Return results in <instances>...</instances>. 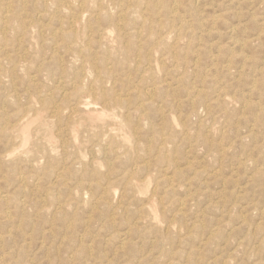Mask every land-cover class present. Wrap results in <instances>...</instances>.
I'll list each match as a JSON object with an SVG mask.
<instances>
[{"label": "rangeland", "instance_id": "rangeland-1", "mask_svg": "<svg viewBox=\"0 0 264 264\" xmlns=\"http://www.w3.org/2000/svg\"><path fill=\"white\" fill-rule=\"evenodd\" d=\"M9 1L10 0H0V3H1L0 4L1 5L0 6V45H2V46H0L1 47L0 48V54H3V55H0L1 56L0 59H2V60H0L1 61L0 62L1 63L0 64L1 65L0 66V72H1L0 74H2V75H0V78H1L0 79L1 83L0 84L2 85V86L0 85L2 87V88H0V93H1L0 94V109H2L0 111V122H1L0 123L1 124L0 125V157L5 154L0 159L1 160L0 161V187L2 188V190L0 188V194H1L0 197L2 198V199H0V214H1L0 215V243H1L0 244V252H2L0 254V261H1L0 264H8V263L9 264H15V263L18 262V260L20 261V262H18V264H21V263L22 264H47V263L49 264V262L51 260H52V263L50 262V264H56V263L58 264L59 262H60L59 264H61L62 262H63L62 264H69V263L72 264L73 262H74L73 264H86L85 262H87V264H93L94 262H95L94 264H99V263L100 264H110V263L114 264V262L116 264H120L121 262H122L121 264H129V263L131 264L134 261V259H137V258H138V261L135 260L136 262L134 261L132 264H143V263L146 264L147 262L149 264H152V263L153 264L154 263L155 264H162V263L163 264H167V262H170L168 264H187V263H189V264H192V263H194V264H206V263L207 264L208 263L209 264H258V263L259 264H264V124H263L264 123V120H263L264 119V76H263V74H264V70H263L264 69V60H263L264 59V56H263V54H264V44H263L264 43V37H263L264 36V32H263L264 31V0H162L163 2H161L160 0H144L143 2H137L136 0H124V1L123 0H112V1L111 0H106V1L104 0V2H103V0H98V1L97 0H93V1L92 0H73V1L72 0H67V1H65V0H32V3L30 2L31 0L30 1L29 0H26V1L25 0H15V1L12 0L10 2ZM22 1H23V3H21ZM62 1H64V3ZM95 1H97V2H95ZM173 1H174L175 4L172 3ZM7 2H9V3H7ZM61 2H62V4H61ZM146 2L148 4H146ZM67 3H69V4H67ZM91 3L93 4V6L95 8H92L93 6L91 5ZM65 4H66V6H69L68 7L69 9L65 6ZM106 4H108V5H106ZM112 4H114V5H112ZM53 5H55V6H53ZM79 5H80V7H79ZM50 6H52L53 9ZM109 6H111V7H109ZM6 7H7V9H6ZM24 7L26 9H24ZM81 8H82V10H81ZM96 8H97V10H95ZM115 8H116V10H115ZM22 9H24L25 11L22 10ZM48 9H49V11L52 10V13H51V11L49 12ZM60 9L61 10L63 9L62 10L63 12L60 11ZM5 10L7 11V13L5 12ZM136 10H137V13H136ZM89 11H91V12H89ZM56 12H57V14H56ZM95 12H96V15H95ZM108 12H110L111 15L108 14ZM141 12H142V15H141ZM174 12H176V13L174 14ZM120 13H122V14H120ZM124 13H125V15H124ZM127 13L128 14L131 13V14L127 15ZM1 14H2V16H1ZM38 14H39V16H37ZM40 14H41V20H39L40 19ZM53 14H54V16H53ZM77 14H79V15H77ZM104 14H107V15H104ZM123 15H124V17H123ZM25 16H27V17H25ZM102 16H104V20H103ZM119 16L122 17V18H120ZM130 16H132V17H130ZM141 17H142V19H141ZM181 17H182V19H181ZM82 18L83 19L85 18V19L83 20ZM112 18H114V19L112 20ZM128 18H130V19H128ZM137 18H139V19H137ZM30 19L32 21H30ZM60 19H61V21H59ZM95 19H97V21H99V22H96ZM124 19H126V20H124ZM136 19H137L138 22L136 21ZM102 20L104 22H102ZM150 20H151V22H150ZM12 21H13V23H11ZM156 21H158L160 23H157ZM32 22H33V24L35 23V25H33ZM47 22H49V23H47ZM77 22H78V24H77ZM133 22H134L135 25L133 24ZM145 22H146V24H145ZM55 23H56V25H55ZM79 23H80V25H79ZM99 23L102 24V26L101 25L99 26ZM48 24H49V26H48ZM106 24L110 25V26H106ZM10 25H11V29L9 28ZM88 25H90L91 27L88 26ZM6 26H7V29H6ZM37 27H38V29H37ZM59 27H61V29ZM104 27L107 28L108 30L105 29ZM111 27L114 28V29H112ZM16 28H18L17 29L18 31L15 30ZM43 28H45V29L43 30ZM103 29H105L107 31L105 32V30H103ZM136 29H139V31L136 30ZM143 29H145L146 33L143 31ZM149 29H151V30H149ZM32 30H33V32H32ZM74 30H76V31H74ZM78 30H79V32H77ZM48 31H49V34H48ZM73 31L75 33H77V37L72 39V38H70L68 36H69V33L70 32L72 33ZM81 31L84 32V33H82ZM108 31L110 32V35H108L109 34ZM129 31L133 32V33H130ZM169 31H171V32H169ZM102 32H103V34H101ZM126 32H127V34H126L127 36H125ZM139 32H140V35L142 34V36L139 35ZM148 32L149 33L151 32L152 34H149ZM177 32L179 34H177ZM88 33L89 34L92 33V36L89 35ZM106 33H107V35L104 36V34H106ZM15 34H17V35H15ZM24 34H26L28 37L30 36L34 41H32L30 37L28 38L27 36H24ZM42 34H44V35H42ZM52 34H54V36ZM55 34H56V36H55ZM41 35L43 36V38L45 37L44 39L42 38V40H41V37H42ZM82 35H83V37H82ZM87 35L89 37H87ZM99 35H102V36H99ZM152 35H154V36H152ZM178 35H179V37H177ZM36 36H38V37H36ZM46 36H48V37H46ZM138 36H140V37H138ZM6 37H8V43L5 44L4 41L7 42V40H6L7 38ZM50 37L51 38L53 37V38L51 39ZM78 37H80V38L78 39ZM94 37H96V39ZM185 37H187V38H185ZM256 37H258V38L256 39ZM18 38H20V39H18ZM48 38H50V39L48 40ZM171 38H172V41H170ZM175 38H177L178 40L175 39ZM21 39H24V40H21ZM136 39L138 40L137 42L135 41ZM151 39H153V40H151ZM54 40H55V42H54ZM62 40H63V42H62ZM179 40H180V42H177ZM197 40H198V42H197ZM200 40L202 42H200ZM14 41L17 44L14 43ZM118 41H120L121 44L118 43ZM156 41H158L159 44ZM245 41H246V43H245ZM10 42L13 44L14 48H13V46H11ZM147 42L149 44L150 43L151 44L148 46V45H146V44H148ZM160 42L163 43V44H161ZM189 42L191 44H189ZM19 43L21 44V46L17 47V46L20 45ZM46 43H48V44H46ZM81 43L83 44V47H82ZM167 43H168V45H167ZM200 43H202V44H200ZM247 43H248V45H247ZM33 44H35L36 46L38 45V46L36 47ZM40 44H42V45H40ZM100 44H102V47H101ZM125 44H127V46ZM144 44L146 46L145 48H143ZM175 44H177V45H175ZM57 45H58V47H57ZM75 46L79 47V48L77 49ZM131 46H132V49L129 48ZM181 46L184 47V48H182ZM205 46H207V47H205ZM241 46L242 47L245 46V47L242 48ZM103 47L106 48V49H104ZM126 47H127V49H126ZM121 48H123V49H121ZM149 48H150V50H149ZM179 48H180V50H179ZM217 48L219 49V51H218ZM41 49H44V50H41ZM119 49H121V50H119ZM164 49H166V50L164 51ZM3 50H4V52H3ZM18 50L21 51V52L19 53ZM53 50H55V51H53ZM122 50H124V51H122ZM126 50H127V52H126ZM209 50H210V52H209ZM7 51L9 53V55L6 54ZM9 51H11V53ZM23 51H25V53ZM70 51H72V52H70ZM86 51H87V53H85ZM108 51H109V53H107ZM180 51H181L182 54L180 53ZM27 52L30 53V54L27 55ZM52 52H53V54H52ZM102 52H103V54H102ZM122 52H124V53H122ZM173 52H175V53L173 54ZM177 52L180 53V54H178V56H177ZM89 53H90V55H89ZM132 53H133L134 56L131 55ZM140 53H142L143 56L140 55ZM149 53H150V55H149ZM80 54H81V56L83 58L80 56ZM117 54H119L120 56L119 55L117 56ZM146 54H147V56H146ZM199 54H200V56H198ZM11 55L13 57H11ZM17 55H18V57H17ZM20 55H21V57H19ZM29 55H30V58H29ZM34 55H36V56H34ZM38 55H39V57H38ZM179 55H181L180 58H179ZM26 56H27L28 59L26 58V60H25ZM79 56L81 58H79ZM109 56H110V58H109ZM124 56H125L126 59L124 58ZM132 56H133V58H132ZM51 57H52V59H51ZM54 57H55V59H53ZM59 57H60V61L58 59ZM72 57H74V58H72ZM163 57L165 59H163ZM185 57H186V59L184 60ZM8 58H9L10 61L8 60ZM12 58H14V60ZM41 58H42V60H40ZM117 58H119V59H117ZM140 58H141L142 61L140 60ZM146 58H147V60H146ZM17 59H18V62H17ZM81 59H83V60H81ZM100 59L102 60L101 63H99ZM104 59H105V61L103 62ZM110 59H113V60H110ZM151 59L152 60L154 59L153 60L154 63H153V61ZM159 59H160V62L158 61ZM187 59H189V60H187ZM210 59H211V61H210ZM94 60L96 62H98V64L95 63ZM143 60H144L145 63H142ZM148 60H150V61H148ZM47 61H49V62H47ZM110 61H111V64L109 63ZM147 61L149 62V64H148ZM255 61H256V63L258 65L255 64ZM28 62H29V65H28ZM83 62H85V63H83ZM49 63H50V66H49ZM116 63H118V64H116ZM138 63H139V66H138ZM140 63H141V65H140ZM155 63H157V64H155ZM160 63H162V64H160ZM32 64H34L35 66L32 65ZM42 64H43V66H42ZM53 64H54V66H53ZM71 64H73V65H71ZM99 64H101L102 67L100 66V68H99ZM126 64L128 66H130V68ZM151 64H153V65H151ZM60 65H61V67H60ZM83 65H84V67H82ZM95 65H96V67H95ZM135 65H137L138 67L137 66L135 67ZM163 65H164V67H163ZM214 65H216L215 68H214ZM29 66H31V68ZM41 66H42V68L40 70ZM69 66L71 68V71L73 70L72 72L69 70L70 69ZM110 66L111 67L115 66L114 67L115 69L113 67L111 68ZM47 67H48L49 71L47 70ZM92 67H93V69H92ZM103 67H104V69H103ZM134 67L136 68V70H135ZM149 67L151 68L152 71L148 70V69H150ZM1 68L4 71L1 70ZM105 68H108L109 70L112 69V70L110 72L108 69H105ZM118 68H119V70H118ZM146 68H147V70H146ZM175 68L178 71L175 70ZM209 68H210V70H209ZM227 68H228V70H227ZM19 69H21V70H19ZM25 69H26V71H25ZM55 69H57V70L55 71ZM90 69L92 71H90ZM211 69H213V70H211ZM27 70H29L28 74H27ZM61 70H62V72H61ZM67 70L69 72H67ZM96 70H97V72H95ZM105 70H108V71L106 72ZM131 70H132V72H131ZM160 70H161V72H160ZM14 71H15V73H14ZM46 71H48V72H46ZM80 71H82V73ZM117 71H118V73H117ZM120 71H121L122 74L120 73ZM143 71H144V73H143ZM172 71H173V73H172ZM19 72H20V74H19ZM74 72H75L76 75L74 74ZM130 72L132 73V75H131ZM153 72H155V73H153ZM3 73H4V75H3ZM10 73L11 74L13 73V74L11 75ZM39 73H41V74H39ZM50 73H51V76H50ZM62 73H63V75H62ZM102 73H103V75H101ZM128 73H129V75H128ZM137 73H138V76L136 75ZM167 73H168V75H167ZM225 73H227V74H225ZM26 74H27V76H26ZM96 74L98 76H96ZM119 74L121 76H119ZM149 74H151V75H149ZM21 75H23V76H21ZM104 75L107 78L103 77ZM261 75L263 76V78H262ZM49 76H50V78H49ZM148 76H149V78H148ZM150 76H152L153 79H151ZM68 77H70L69 78L70 81H69V79H67ZM102 77L105 78V79H103ZM168 77H170V78H168ZM202 77H203V79H202ZM82 78H84V81L85 80L86 81L84 82ZM109 78H113L114 80L111 79V81H110ZM133 78H134V80H133ZM143 78H145L146 80H143ZM99 79L102 80V81H100ZM108 79H109V82H108ZM115 79H116V81H115ZM125 79H126V81H125ZM172 79H173V81H172ZM200 79H202V80H200ZM11 80H12V82H11ZM22 80H24V82ZM52 80H54V82ZM64 80L67 81V82H65ZM73 80H74V83H73ZM139 80L141 82H139ZM158 80H159V82H158ZM204 80H205V82H204ZM19 81L22 82V84ZM175 81H177V82H175ZM8 82H9V84H7ZM52 82H53V84H52ZM98 82H101V83L99 84ZM124 82H126V84ZM142 82H143V84L141 85ZM147 82H148V84H146ZM168 82H169V85H168ZM211 82L213 83L212 86H210ZM2 83H4V85ZM34 83H36V84H34ZM54 83H57V84H54ZM67 83H69V85H67ZM116 83L118 85L119 84L122 85L123 88L120 85L118 86ZM171 83H173V85ZM15 84H17L16 88H15ZM31 84H33V85H31ZM106 84H108V86ZM252 84H253V86H252ZM7 85H8V88H7ZM22 85H24V86H22ZM42 85L44 86V89H43ZM82 85H85L86 88H84L85 86H82ZM91 85H92V87H91ZM105 85H106V87H105ZM174 86H175V88H173ZM226 86L227 87L229 86V88L227 89ZM12 87H14V88L12 89ZM20 87H21V89H19ZM54 87H55V89H54ZM88 87H90L91 89H88ZM154 87H155V89H154ZM183 87H185L184 88L185 90H182ZM58 88L60 89V91H58L59 90ZM108 88H110V90ZM116 88H118V89H116ZM121 88L123 90L120 91ZM135 88H137V89L136 90H132V89H135ZM197 88H198V90H197ZM252 88H253V90H251ZM77 89H79V91H77ZM193 89H195V91ZM199 89H201V90L199 91ZM40 90H42V92ZM71 90H74V91L72 92ZM108 90H109V93H108ZM155 90L156 91L158 90V91L156 92ZM5 91H7V92H5ZM65 91H67V92H65ZM90 91L91 92L93 91V92L91 93ZM100 91L103 94L106 93L105 94L106 96L105 95H101L102 93L99 94ZM131 91H132V94H131ZM13 92H15V93H13ZM29 92L31 94H29ZM36 92H38L40 94H37ZM95 92H97V93H95ZM143 92H145L146 95ZM202 92H203V94H202ZM47 93H49L51 96L49 97V94H47ZM118 93L121 94V95H119ZM64 94H67V95H64ZM107 94L108 95L110 94V98H109V96ZM116 94L118 95V97L116 96ZM157 94H158V96H157ZM186 94H187V97H186ZM204 94H205V96H204ZM4 95H6V96H4ZM11 95H13V96H11ZM237 95H238V97H237ZM33 96H34V99H33ZM35 96H37V97L35 98ZM62 96H64V97L62 98ZM73 96H75V97H73ZM88 96H90V97H88ZM120 96H122V97H120ZM194 96H195V98H194ZM217 96H218V98H217ZM226 96H227L228 99L226 98ZM71 97H72V99H71ZM114 97L116 98V101H115ZM29 98L33 99L34 101L32 100L33 101L32 102L31 99H29ZM50 98H52V100ZM81 98H82V100H81ZM85 98L89 99V101L92 102L94 107H97V108H94L92 104H91L92 107H91L90 104H88L89 106L87 105L88 109L85 106L82 108L81 103L84 102V101H87V99H85ZM230 98H231V100H230ZM4 99L7 102V104L4 101ZM119 99H121V101ZM122 99H124V100L122 101ZM178 99H179V101H178ZM197 99H199V100H197ZM223 99H225V100H223ZM25 100H26V102H28V101H30V102H28V104H27L25 102ZM78 100H80V101H78ZM148 100H151V101H148ZM158 100H160L161 103ZM194 100H195V102H194ZM163 101H165V103ZM173 101H175V102H173ZM199 101H201V103ZM211 101H212V105H211ZM21 102L23 104H25V105H23ZM112 102L113 103L115 102L114 103L115 105ZM116 102H121V104H117ZM190 102L191 103L193 102V103L190 104ZM198 102H199V104H197ZM215 102H217V103H215ZM63 103L66 104V106ZM145 103L146 104L148 103V104L146 105ZM176 103H178V104H176ZM8 104H11V105L7 106ZM57 104H60V105L57 106ZM72 104H74V105L71 106ZM122 104H124V105H122ZM160 104H161V106H160ZM223 104H224V107H223ZM33 105H35V106L37 105V106L35 107ZM111 105H114V106H111ZM155 105H156V108H155ZM164 105H167V106H165L167 108V110L164 107ZM1 106H4V107H1ZM29 106H33L34 109L32 107H29ZM110 106H111V108H110ZM146 106H148V107L151 106V107L148 108ZM216 106H217V108H216ZM135 107H136V110H135ZM158 107H161V109L158 108ZM177 107H179V108L177 109ZM191 107H192V109H191ZM3 108H5V109H3ZM22 108H24V109H22ZM76 108H77V110H76ZM123 108H124V110H123ZM204 108L206 110H204ZM222 108H224V110ZM42 109H44V110H42ZM67 109H69V110L71 109V111H68ZM79 109H81V111ZM85 109H87V110H85ZM148 109H149V111H148ZM168 109H170V111ZM253 109H254V111H253ZM10 110H11V112H10ZM57 110H58L60 116H58L56 114L54 115L52 113L53 111H57ZM61 110H63L65 113L62 112ZM82 110L84 112H86V113H84ZM93 110H95V113L93 112ZM102 110H105L104 112H102V114H104V117L100 118V119H96L95 116L98 114L99 111L101 112ZM191 110L192 111L194 110V111L191 113ZM222 110H223V114H222ZM74 111L77 112L78 114L75 113ZM106 111H107V113H106ZM108 111L110 112L109 115H108ZM144 111L146 112V114H145ZM160 111H162L163 114L160 113ZM224 111H225V113H224ZM16 112H17L18 115L16 114ZM25 112H26V114H25ZM46 112H47V114H46ZM79 112H80V114H79ZM88 112L91 113L92 115L93 114L94 115L90 116L91 114H89ZM129 112H130V114H129ZM135 112H137V113H135ZM4 113H6L7 115L4 114ZM12 113L14 115H17L18 117L16 118V116H14ZM21 113H22V115H21ZM147 113H149L151 115L154 113V115L157 114L158 116L157 115L156 116H154V115L150 116ZM227 113H228V116L226 115ZM2 114H3V116H2ZM39 114L40 115H44V116H39ZM51 114H53V116ZM105 114L108 115L107 118H105ZM141 114H143V115H141ZM136 115H137V117H136ZM4 116H5V119H4ZM34 116L36 117V119H38L40 117L42 125H39V121L38 120H35L33 122L34 124L30 122V121H33L32 119H35ZM142 116H144V117H142ZM8 117H9V120H8ZM24 117H26V118L24 119ZM31 117H32V119H31ZM75 117H77L78 120L75 119ZM117 117H118V120H116ZM121 117H122V119H121ZM163 117H164V121H163ZM244 117H245V119H244ZM83 118L85 119V121L83 120ZM187 118H189V119H187ZM29 119H30L29 122L32 124L31 125L32 127L29 128V131H30L29 132V134H30L29 137H30V139H29V142H27V144H26L28 146L25 147V145L22 146V144H23L22 143V139H21L20 135L17 133L18 131H16V128H18L19 126H22L25 123H27L28 122L27 120H29ZM71 119H72V121H71ZM110 119H112V120H110ZM126 119L127 120L130 119V120L127 121ZM214 119H215V122L213 121ZM11 120H13V122ZM14 120H16V121H14ZM20 120H22L21 121L22 123L20 122ZM46 120L49 123H46L47 122ZM76 120L78 121L79 124L77 123ZM96 120H99L101 122L99 123V121H96ZM137 120H138V122L140 120V122L138 123ZM144 120H145L146 123L144 122ZM3 121L4 122L6 121V122L4 123ZM62 121H63V123H62ZM167 121H170V122H167ZM195 121H196V123H195ZM246 121H247V123H246ZM51 122H52V124H50ZM106 122H107V124L111 125V127L109 125L106 126L107 125ZM161 122H163V123H161ZM212 122L214 123V125H213ZM17 123H19V124H17ZM121 123H123V124H121ZM146 124H148V125H146ZM174 124H175V126H174ZM7 125H9L10 127H8ZM35 125H36V127H35ZM125 125H126V127H124ZM130 125H131V127H130ZM210 125L211 126L213 125V126L211 127ZM68 126H69V129H68ZM75 126H77V128H75ZM163 126H164V128H163ZM14 127H15V129H13ZM87 127H88V129H87ZM150 127L152 128V130H151ZM4 128H5V130H4ZM61 128H62V130H61ZM38 129H40V130H38ZM76 129H78V130H76ZM35 130H37L38 132L35 131ZM128 130L130 132H128ZM133 130H136V131H133ZM100 131L102 132V134H101ZM145 131H146V133H145ZM31 132H32V134H31ZM34 132L35 133L37 132V134H35ZM55 132H56V135H55ZM65 132L68 135H66ZM83 132H84V134H83ZM111 132H114V134L111 133ZM160 132L162 134V137H161ZM97 133H99L100 136ZM103 133H105L106 136ZM156 133H157V135H155ZM165 133L169 134V135H166ZM170 133H172V136H170L171 135ZM177 133H178V135H177ZM195 133H198L197 135L198 136L200 135L201 137L200 136L198 137ZM208 133H209V136H208ZM95 134H97L96 137H95ZM125 134H126L127 138H125V136H124ZM141 134L142 135L145 134V135L142 136ZM173 134H175V135H173ZM215 134H216V136H215ZM35 135H37V136L35 137ZM81 135H82V137H80ZM120 135H121V137H120ZM153 135H155V136H153ZM213 135H214V137H213ZM174 136H175V138H174ZM203 136H205V138ZM13 137H16V139L14 140ZM45 137H47V138H45ZM74 137H77L78 139L77 138L74 139ZM86 137H87V140H86ZM88 137H90V138H88ZM97 137L98 138L100 137V138L98 139ZM122 137H124V140L128 139L129 141L128 142L124 141ZM152 137H154V139ZM171 137L174 138V139H172ZM223 137H225V139ZM10 138H12V139L10 140ZM32 138H35V139L33 140ZM37 138H38V140H37ZM66 138H67V140H66ZM69 138L71 139V141H70ZM120 138H122V139H120ZM139 138H141V139H139ZM149 138L150 139L152 138V139L150 140ZM203 138H204V140H203ZM61 139L62 140L64 139V140L62 141ZM72 139H74L75 143L73 142ZM80 139H82V141ZM107 139H109V141ZM75 140H77V141H75ZM135 140H136L137 143L135 142ZM146 140L147 141L149 140L148 141L149 143L146 142ZM152 140H153V142H152ZM158 140H160V141H158ZM174 140H175V142H174ZM5 141L8 142L7 145H6ZM36 141H38V143ZM67 141H69V142H67ZM162 141L163 142L166 141V142L162 143ZM61 142H63L64 144H62ZM71 142H72L73 145H71ZM81 142H82V144H81ZM92 142H93V144H92ZM172 142H174V143L172 144ZM103 143H104V145H103ZM114 143L116 144V146H115ZM161 143L164 144V145H162ZM207 143H208V145H207ZM75 144H76V146H75ZM108 144L109 145H114V146L112 147V146H109ZM120 144H121V146H120ZM215 144H217V145H215ZM220 144H221V146H220ZM59 145H60V147H59ZM93 145H95L94 146L95 149H94ZM152 145L154 146V148H153ZM155 145H157V146H155ZM34 146H36V147L34 148ZM67 146H70V147L72 146V147L69 148ZM99 146H101V147H99ZM106 146H108V147H106ZM117 146H118V148H117ZM134 146H136V147H134ZM143 146H144V148H143L144 150H142ZM19 147H21V148H19ZM23 147H24V150L22 151L21 149ZM49 147H51V148L49 149ZM103 147H104V149H103ZM121 147H122V149H121ZM146 147H147V149H146ZM17 148H19V149H17ZM90 148H91V150H89ZM101 148H102V151H104L105 154L101 151ZM127 148H128V150H127ZM165 148H166V150H165ZM193 148H195V149H193ZM45 149L48 152H46V153L43 152V151H46ZM64 149H66V152L69 153V155L71 154V156H69L65 152ZM74 149L77 150V151H74ZM109 149H110V151H109ZM136 149L140 151V152L138 151L139 155H138V152H137ZM154 149L156 150L155 153H153L155 151ZM158 149L160 150V156H159V150ZM54 150L55 151L59 150V152H55ZM214 150H215V152H213ZM223 150H224V152H223ZM12 151L13 152L15 151L14 154H13ZM61 151H62V153H61ZM114 151H116V152H114ZM143 151H144V154L146 153V156L143 155ZM145 151H147V152H145ZM167 151H169L168 155L166 153ZM220 151H222V152H220ZM8 152H12L11 153L12 155L10 153H8ZM63 153H65V154H63ZM77 153H78V155H77ZM113 153L114 154L117 153L118 156L117 155H115V156H117L118 158L114 157V155L112 156ZM121 153L122 154L124 153L123 154L124 157L122 156ZM147 153H148V155H147ZM223 153H224V155H223ZM49 154L50 155L52 154V155L49 156ZM61 154H62V156L60 157ZM66 154L68 156H66ZM89 154H91V156H89ZM216 154H217V156H216ZM44 155L46 156L45 159H44ZM76 155L78 156L79 160H81V161L78 160L79 162H81L80 165H79V162H76L77 160H75L77 158ZM105 155H108V156H105ZM142 155H143V157H141ZM163 155H164V157H163ZM178 155H181L182 158L179 157ZM28 156H29L30 159L28 158ZM35 156H37V157H35ZM73 156H74V159H72ZM82 156H84V161H83V157ZM132 156H133V158H132ZM157 156H159L158 159H157ZM161 156L163 158H166L165 159L166 161L163 158H160ZM223 156L226 157V158L223 159L224 158ZM54 157H55V159H54ZM62 157L66 158V159L63 160ZM68 157H69V159H67ZM70 157H71V159H70ZM88 157H91V158H88ZM178 157H179V159H178ZM31 158H32L33 162L31 161ZM124 158L125 159L127 158L128 161L124 160ZM152 158H153V160H152ZM97 159H99V160H97ZM134 159L137 162H135ZM41 160H42V162H41ZM49 160H50V162L52 160V162L49 163ZM61 160L64 161V163ZM65 160L67 161L66 163H65ZM96 160L99 161V162L102 161L103 163L102 162H101L102 164H100L99 162L97 163ZM116 160L118 162H116ZM151 160L154 161V162L156 161V163L152 162ZM157 160H158V162L160 161V163H162V165L160 164V166H159V163H157ZM183 160L186 161V162H184ZM55 161H57V162L55 163ZM93 161L94 162L96 161V162L94 163ZM111 161H112L113 166L111 165ZM122 161H123V163H122ZM127 162H129V163H127ZM143 162H145V164L147 165L146 167H145V164ZM23 163H25L26 165L23 164ZM69 163H72L71 166H70ZM82 163H84V164H82ZM117 163L120 164L119 165L120 167H118ZM168 163L170 164V166H169ZM46 164H47V166H46ZM88 164H89V166H88ZM90 164H92V165H90ZM99 164L101 165L100 168H99ZM141 164H143V165H141ZM154 164L158 165L160 168L158 166H155ZM134 165H135V167H134ZM137 165H139V166H137ZM237 165L239 166V168H238ZM84 166H87V172H86V168ZM5 167H6L7 170L5 169ZM65 167H67V168L65 169ZM88 167L90 168L89 170H88ZM121 167H122V169H121ZM167 167H168L169 170H167ZM188 167H189V169H187ZM14 168H16V171H15ZM95 168L97 169V171L95 170ZM148 168H150V170H148ZM164 168H165V170H164ZM40 169H42V171H40ZM104 169H105V171H104ZM143 169L145 170V173H144ZM20 170L24 171V172H20ZM62 170H64V171H62ZM68 170L70 172L66 173ZM78 170H80V171H78ZM182 170L183 171L185 170V171L183 172ZM189 171H190V173H187ZM195 171H196V174L194 173ZM45 172H47V174ZM83 172H86V173H83ZM91 172L93 174H91ZM147 172L148 173L150 172L149 175H148ZM166 172L169 173V174H167ZM201 172H204L205 174L204 173L201 174ZM213 172H214V175H213ZM73 173H76V174L73 175ZM183 173H185V174H183ZM216 173H218V174H216ZM19 174L22 176V178H21V176ZM70 174L72 175V177L69 176ZM105 174H106V176H105ZM138 174H139V176H138ZM178 174H181V175H178ZM194 174L197 177H195ZM28 175H30V177ZM32 175H33V177H32ZM59 175H60V177H59ZM112 175H113V177H112ZM154 175L155 176L157 175L156 176L157 178L154 177ZM172 175L174 177H171ZM182 175H184L185 177L182 176ZM128 176H129V179H128ZM130 176H131V179H130ZM147 176H148V178H146ZM14 177H16V178L18 177V178L16 179ZM42 177H44V178L42 179ZM57 177H58V179H57ZM91 177H92V180H91ZM166 177H169V178H166ZM200 177L202 179H200ZM28 178L29 179L31 178V180L28 181ZM39 178L42 180V182H40L41 180ZM50 178H52V179H50ZM74 178H77V179H74ZM105 178L108 179V180H106ZM119 178H120V180H119ZM121 178H123V180ZM139 178H140V180H139ZM154 178H156V179H154ZM2 179H4V180H2ZM169 179L171 180L170 182H169ZM193 179H195V180H193ZM12 180H13V182H12ZM25 180H26V182H25ZM154 180L157 183H158L159 180H162V181L159 182V185L162 184L163 187L161 186L162 187L161 188L157 183H155ZM196 180H197V182H196ZM27 181H28L29 184L27 183ZM36 181L37 182L39 181V182L37 183ZM58 181H61V182H59L61 184H58L59 186L57 185ZM72 181H74V182H72ZM96 181H98V182H96ZM107 181L108 182L110 181V182L108 183ZM111 181H113V182H111ZM188 181H190V182H188ZM65 182H67V183H65ZM143 182H145V183H143ZM30 183H32V184H30ZM39 183H43V184H39ZM52 183H54V184H52ZM78 183H80L81 186H79ZM95 183L96 184L98 183L100 185V187L98 185H95ZM112 183H113V185H112ZM169 183L172 184L173 187ZM191 183H194V184L191 185ZM8 184L11 187H9ZM65 184L66 185L68 184L67 186L69 188ZM118 184H120L121 186L118 185ZM52 185L54 187H52ZM91 185H92V187L94 186L93 187L94 189L91 187ZM109 185H110V187H109ZM55 186L57 187V189L55 188ZM63 186L67 187V188L65 189ZM189 186H190L191 189L189 188ZM123 187H124V189L125 188L126 189L124 190ZM154 187H159V188H154ZM59 188H60L61 191L59 190ZM98 188H101V189H99V192H98ZM175 188H176V190L173 191ZM183 188L184 189L188 188V189L184 190ZM53 189H55V190H53ZM128 189H130V190H128ZM131 189H132V191H131ZM156 189L157 190L160 189V190L157 191ZM8 190H9V192H8ZM18 190H19V193L21 192L20 194H22V195L18 194ZM36 190H38L39 192L36 191ZM46 190H48L49 192L46 191ZM73 190H74V192H73ZM105 190H107L108 192L107 191L105 192ZM112 190H114V191H112ZM115 190L117 191V193H116ZM121 190H124L125 192L124 191L122 192ZM154 190H156V191L154 192ZM164 190H165V193H164ZM129 191H131V194L133 193L132 194L133 196L131 194L130 195L128 194V193H130ZM150 191H151V193L152 192L153 193L151 194ZM159 191H161V192H159ZM12 192H14V193L12 194ZM31 192H33L35 195L33 193L31 194ZM187 192L189 194H187ZM57 193L60 194V195H58ZM64 193H65V196H64ZM70 193H73V194H71L73 196H71ZM100 193H101L102 196L100 195ZM105 193H106V195H104ZM107 193H109V198L107 197V195H108ZM159 193H161V194H159ZM183 193H184V195H186L185 197H184ZM193 193H195V194H193ZM14 194H15V196H14ZM17 194H18V196L20 198L17 196ZM137 194L139 195V197H138ZM189 195H190V197H189ZM195 195L196 196L198 195V196L196 197ZM7 196H8V199H7ZM23 196L25 197L26 201H22L21 202L22 199L24 200ZM59 196H60V198H59ZM120 196H122V197L120 198ZM150 196H152V197H150ZM162 196H163V198L161 200L160 198ZM63 197H64V199H63ZM81 197H83V198L81 199ZM195 197H196V200H195ZM17 198H18V200H17ZM67 198H68V202H67ZM72 198H74V200ZM89 198H91V199H89ZM93 198L96 199V200H99V201H96ZM146 198H148L149 200L146 199ZM166 198H168V200ZM189 198H190V200H189ZM48 199H50V200L53 199V200H51V202H50V200H48ZM122 199H123V201H122ZM125 199H126V201H125ZM157 199H158V203L160 202V205H158ZM4 200H6L8 202H5ZM91 200L97 202V204L95 202H93V201H92L93 203H91ZM100 200H102L103 202L100 201ZM107 200L108 201L110 200V201L108 202ZM136 200H138L139 202H137ZM171 200L174 203L170 202ZM175 200H177L176 204H175ZM192 200H193L194 203L192 202ZM14 201L17 204H15ZM28 201L30 203H28ZM37 201L39 203H37ZM72 201L75 202L76 204H78L79 206L75 205V203H72ZM105 201H107V203ZM140 201H141V204H140ZM161 201L164 202V203L162 204ZM189 201H191V202H189ZM195 201H196V203H195ZM19 202H21L20 203L21 205L19 204ZM65 202L68 203L69 205L67 204L65 206ZM117 202H118V204H117ZM126 202H127V205H126ZM32 203H33V205H32ZM50 203L52 204V206H51ZM89 203H90V209H88L89 208ZM94 203H95V207L93 205ZM108 203L109 204L111 203L112 207L111 206L109 207ZM170 203H173L174 206L172 204H170ZM53 204H55V205H53ZM63 204H64V206H63ZM116 204L121 206L123 209L120 208L119 206H117ZM137 204H139V205L136 207ZM144 204H146V205H144ZM1 205H2V208H1ZM6 205H8V206H6ZM18 205L21 206V207L19 208ZM38 205H39V207H38ZM142 205H144V206H142ZM152 205H154L155 207L152 206ZM47 206H50V207L48 208ZM132 206H133V208H132ZM145 206H147V207H145ZM159 206L161 207L160 208L161 210H159ZM11 207H13V208H11ZM76 207H79V209L76 208ZM91 207L94 210L93 213H91L92 212ZM116 207H118V208H116ZM128 207H131V208H128ZM134 207L136 208V210L137 209L138 210L137 211L134 210ZM138 207L139 208L141 207V208L139 209ZM42 208H44V210H42ZM109 208H112V209L114 208V209H117V210H111ZM143 208H145V209H143ZM147 208H149V209H147ZM152 208L154 209L153 211L155 213H157V214H155V217H156L155 220H154V218H152V216H151V214L149 212ZM170 208H171V210H169ZM58 209H59V211L61 213L58 211ZM162 209H164V210H162ZM63 210L65 211V214L67 213L66 217H64L65 214H64ZM109 210H111V211H109ZM187 210H188V212H187ZM17 211H18V213H17ZM40 211H41V213H38ZM97 211H101V212H97ZM126 211H128V213H126ZM170 211L173 212V214L170 213ZM74 212L78 215V217L75 216L76 214ZM4 213H6V214L4 215ZM54 213H55V215H54ZM124 213L129 214V215H126ZM176 213H178V214H176ZM179 213H181V214H179ZM39 214H40L41 218L39 217ZM101 214H102V216H101ZM183 214H184V216H182ZM2 215H4V216H2ZM103 215L105 216V218H103ZM107 215H108V217L110 219L107 217ZM110 215H111V217H110ZM145 215H146V217H145ZM47 216H48V218H47ZM87 216L89 218H87ZM112 216H115V217H112ZM142 216H143L144 219L142 218ZM7 217H10V218L8 219ZM43 217H45V218H43ZM57 217L58 218L60 217V218L58 219ZM90 217L91 218L93 217L92 221H90L91 220ZM162 217H164V218H162ZM181 217H183V218H181ZM6 218L8 220H10L11 222L10 221H6L5 220ZM26 218H27V220H26ZM46 218H47L48 221L46 220ZM74 218H76V219H74ZM98 218H101V220L98 219ZM112 218H113V220L115 218V220L113 221ZM122 218L124 219V221H123ZM135 218H137V219L135 220ZM139 218H141L142 220L139 219ZM171 218L172 219L174 218L175 220L174 219L172 220ZM53 220H54V222H53ZM83 220H85V222H83ZM139 220H141L140 223H139ZM156 220H157V222H155ZM163 220H166L165 223H164ZM179 220H180V222H179ZM28 221H30V223ZM72 221H73V223L75 222L74 225H73ZM135 221H137V222H135ZM151 221H153V222H151ZM170 221H171V223H170ZM62 222H63V224H62ZM77 222L78 223L79 222H83V224L85 226H83L81 223H80L81 225L77 224ZM87 222L90 223V225L93 223V225L90 226ZM190 222H191V224H190ZM115 223H116V225L119 223V226H115L114 225ZM133 223L134 224L136 223V224L134 225ZM46 224H49L48 225L49 227H47ZM75 224H76V226H75ZM129 224H131V225H129ZM158 224H160V225H158ZM178 224H179V226H178ZM194 224L196 225L195 227H194ZM207 224H208V226H207ZM198 225H200V229H199ZM36 226H37V228H36ZM51 226H52V228L50 229ZM81 226H83V227L81 228ZM124 226L125 227L127 226L126 227L127 229H125ZM130 226H133V227H130ZM143 226L145 228H143ZM19 227L21 229H19ZM128 227H129V230H128ZM135 227L136 228L138 227V228L136 229ZM165 227H166V229H165ZM179 227H181V228H179ZM68 228H71V229L74 228L76 230H71L70 229L73 232V234H72V232L70 233V232L67 231V230H69ZM109 228H111V229H109ZM182 228H183V230H182ZM219 228H220V230H218ZM17 229L20 230V231L18 232ZM38 229H39L40 233H38L39 232ZM85 229H86V231H85ZM87 229H89V230H87ZM138 229H139V231H137ZM146 229H148L149 231H147ZM156 229L157 230L159 229L158 231H160L162 229L160 232L157 231L159 233V235H158L157 232H155ZM196 229H198L200 231L198 232V230H196ZM63 230H64V232H63ZM142 230L145 231V233H142L143 232ZM190 230H191V232H190ZM214 230H215V233H213ZM46 231H48V233ZM58 231H62V232H58ZM114 231L117 233L118 236L114 233ZM128 231H130V232H128ZM135 231H136V233H135ZM146 231H147V233H146ZM216 231L219 233L220 236L218 235V233ZM32 232H33V234H32ZM124 232H126V234ZM131 232H133L134 235H132ZM150 232H152V233H150ZM167 232H169V233H167ZM176 232L178 233V235H177ZM196 232H198V233H196ZM6 233H8V234H6ZM36 233H37V237L38 238L35 235ZM77 233L79 234V236H78ZM138 233H139V235H138ZM156 233H157L158 236L154 235ZM15 234H17V235H15ZM19 234H20V236H19ZM21 234L23 235L22 237H21ZM57 234L58 235L60 234V236L56 237ZM71 234L73 236H71ZM76 234H77V236H76ZM83 234H85V235H83ZM88 234H89V236H88ZM111 234H112V236H111ZM195 234H196V236H195ZM214 234H215V236H214ZM10 235H11L12 238L14 237V238H17V239H15V240L13 239V241H12V238L10 237ZM41 235L45 236V237H42ZM51 235L53 237L55 235L56 238H52ZM82 235H83V238H82ZM141 235H142V237H140ZM160 235H162V237ZM189 235H190V237H189ZM64 236H66V238H64ZM84 236L87 238L85 240V242H84V238H85ZM109 236H111V237L109 238ZM116 236L118 237V239H117ZM127 236L128 237L131 236V237L129 239H127L128 238ZM133 236H134L135 239L133 238ZM176 236L177 237L179 236V237L177 238ZM184 236H185V238H184ZM68 237H69V240H68ZM77 237L78 238L81 237L80 238L81 239L80 242H79V239ZM91 237H94V238H96L98 240H96L94 238H91ZM115 237H116V239H115ZM144 237H145V241H144V243H141V242H143L144 239L142 240V238H144ZM34 238H35V242L33 244H31L33 242ZM36 238H37V240H36ZM62 238L64 240H62ZM107 238H108L109 241L107 240ZM111 238H112V240H111ZM138 238H139V240L137 241ZM165 238H167L168 242H170V245H169V243H167V240H165ZM189 238L190 239H195L196 238L197 240L192 241ZM53 239H54V241H53ZM101 239H103V241ZM162 239H163L164 242L162 241ZM187 239H189L190 242ZM49 240H50V242H49ZM51 240L53 242H51ZM151 240H152V242H151ZM172 240H175V241L172 242ZM11 241L12 242L16 241V242H15V244H13ZM20 241H22V242H20ZM55 241H56L57 244L55 243ZM121 241H122V243L120 244ZM177 241H179V242H177ZM5 242H6L7 246L5 245ZM17 242H20V243H17ZM70 242L72 243V245L70 244ZM95 242L97 243L96 244L97 246L96 245L90 246V244H93V243L95 244ZM107 242H108V244H107ZM136 243L137 244L139 243L141 247L139 246V244L136 245ZM155 243H157V245ZM30 244H31L32 247L30 246ZM50 244H53L52 248H51ZM68 244H69L70 248L68 247ZM82 244H83V246H82ZM103 244H105V245L107 244V246L104 247ZM109 244H112V245H109ZM141 244H143V247H142ZM87 245H89V247H87ZM99 245H103V246L101 247ZM154 245H156L157 247L156 246L154 247ZM173 245H174V247H173ZM4 246H6L8 249L6 247H4ZM16 246H18V247H16ZM19 246H21V247H19ZM54 246H55V248H54ZM79 246H82V247L79 249ZM112 246L115 249L117 248L116 249L117 253H115V251H114L115 249L113 250L111 248ZM136 246L137 247L139 246V247L137 248ZM152 246L156 250H154V248ZM39 247H40L41 251L38 253L37 251H39ZM49 247H50L51 251L49 250ZM66 247H68L69 250ZM106 247H108V249ZM145 247H146V250H145ZM169 247H171V248H169ZM14 248H16V249H14ZM20 248H21L22 251L20 250ZM83 248L85 249L84 251H83ZM100 248H102V249H100ZM142 248H144V249H142ZM168 248H169V251H168ZM29 249H30V251H29ZM31 249H32L33 252L31 251ZM122 249H123L124 253L121 251ZM128 249H129V251H128ZM149 249H151L152 253H150L151 251ZM1 250H3V251H1ZM44 250H45V252H44ZM58 250L61 251V252H59L60 255L63 253L62 257L58 254ZM79 250H81V251H79ZM109 250H111V251H109ZM112 250L114 251L115 254L112 252ZM182 250H183V252H182ZM54 251H55L56 254L54 253ZM93 251H96V252H94L95 255H94ZM144 251H146L147 254ZM165 251H166V253H169V254H165L164 253ZM14 252H16L15 254L18 255V256H16L15 254L13 255ZM50 252H51V254H50ZM80 252H82L84 254H80ZM159 252L162 253V255H160ZM171 252L173 254H170ZM176 252H178V253H176ZM78 253H79V255H78ZM99 253H101V254L99 255ZM105 253H106V257H104ZM108 253H110V254L108 255ZM174 253H175V255H174ZM111 254H112V256H111ZM176 254H178L177 255L178 257L176 256ZM183 254H185V255H183ZM190 254H191L192 257L190 256ZM46 255L49 257V259L47 258ZM73 255L76 256L77 259ZM82 255H84V257L87 256L89 259L87 257L85 259ZM88 255H91V256H88ZM96 255H98V256H96ZM121 255H124V257L121 256ZM12 256H15V258H13ZM56 256L58 257L57 259H55ZM165 256L166 257L168 256L167 260L164 259V258H166ZM16 257H17V259H16ZM18 257H19V259H18ZM25 257L28 258V259H26ZM66 257L67 258L69 257V260H68L69 262L67 261ZM127 257L128 258L130 257L131 259L129 258V260L127 261V259H128ZM179 257L180 258L184 257L185 260L183 258L180 259ZM39 258L41 260H39ZM59 258L60 259L61 258L62 259L65 258L66 260L64 259L65 262H64V260L61 262L62 259L60 260ZM79 258H82V259H79ZM120 258H122L123 260L125 258L126 259L124 261H122V259L120 260ZM132 258H133V260H132ZM9 259H11V260H9ZM31 259H32L33 262H31ZM73 259H74V261H72ZM101 259H102V261H101ZM107 259H108V261H107ZM113 259H114V261H113ZM115 259H116L117 262L115 261ZM168 259H170V260H168ZM171 259H173V260H171ZM187 259L189 261H187ZM6 260H8V261H6ZM98 260H100L99 263H97ZM118 260H119V262H118ZM194 260H196V261L194 262ZM83 261H85V262H83ZM91 261H92V263H91ZM125 261H126V263H125ZM152 261H154V262H152Z\"/></svg>", "mask_w": 264, "mask_h": 264}, {"label": "bare ground", "instance_id": "bare-ground-1", "mask_svg": "<svg viewBox=\"0 0 264 264\" xmlns=\"http://www.w3.org/2000/svg\"><path fill=\"white\" fill-rule=\"evenodd\" d=\"M10 1H12V0H10ZM10 1H9V2H10ZM14 1H15V0H14ZM25 1H26V0H25ZM29 1H30V0H29ZM65 1H67V0H65ZM72 1H73V0H72ZM92 1H93V0H92ZM92 1H91V2H92ZM97 1H98V0H97ZM97 1H95V2H97ZM105 1H106V0H105ZM111 1H112V0H111ZM123 1H124V0H123ZM136 1H137V2H143L144 0H136ZM160 1L163 2L162 0H160ZM9 2H7V3H9ZM30 2L32 3V0H31ZM45 2H46V1H45ZM62 2L64 3V1H62ZM62 2H61V4H62ZM103 2H104V0H103ZM161 2H160V3H161ZM7 3H6V4H7ZM18 3H19V2H18ZM21 3H23V1H22ZM21 3H20V4H21ZM35 3H36V2H35ZM39 3H40V2H39ZM108 3H109V2H108ZM172 3L175 4L174 1H173ZM0 4H1V3H0ZM24 4H25V3H24ZM41 4H42V3H41ZM52 4H53V3H52ZM61 4H60V5H61ZM67 4H69V3H67ZM101 4H102V3H101ZM109 4H110V3H109ZM117 4H118V3H117ZM146 4H148V3L146 2ZM161 4H162V3H161ZM161 4H160V5H161ZM177 4H178V3H177ZM177 4H176V5H177ZM4 5H5V4H4ZM7 5H8V4H7ZM12 5H13V4H12ZM21 5H22V4H21ZM21 5H20V6H21ZM46 5H47V4H46ZM49 5H50V4H49ZM76 5H77V4H76ZM80 5H81V4H80ZM80 5H79V7H80ZM91 5L93 6L92 3H91ZM106 5H108V4H106ZM112 5H114V4H112ZM155 5H156V4H155ZM0 6H1V5H0ZM8 6H9V5H8ZM26 6H27V5H26ZM26 6H25V7H26ZM41 6H42V5H41ZM53 6H55V5H53ZM65 6H66V4H65ZM98 6H99V5H98ZM115 6H116V5H115ZM11 7H12V6H11ZM25 7H24V9L27 8V7H26V8H25ZM34 7H35V6H34ZM50 7H52V6H50ZM57 7H58V6H57ZM66 7L68 8L69 6H66ZM90 7H91V6H90ZM106 7H107V6H106ZM109 7H111V6H109ZM112 7H113V6H112ZM127 7H128V6H127ZM173 7H174V6H173ZM177 7H178V6H177ZM38 8H39V7H38ZM67 8H66V9H67ZM92 8H95V7L93 6ZM92 8H91V9H92ZM6 9H7V7H6ZM18 9H19V8H18ZM24 9H22V10H24ZM29 9H30V8H29ZM29 9H28V10H29ZM52 9H53V7H52ZM68 9H69V8H68ZM68 9H67V10H68ZM73 9H74V8H73ZM106 9H107V8H106ZM119 9H120V8H119ZM9 10H10V9H9ZM62 10H63V9H62ZM62 10L60 9V11H62ZM71 10H72V9H71ZM81 10H82V8H81ZM89 10H90V9H89ZM92 10H93V9H92ZM95 10H97V8H96ZM115 10H116V8H115ZM120 10H121V9H120ZM133 10H134V9H133ZM171 10H172V9H171ZM179 10H180V9H179ZM15 11H16V10H15ZM24 11H25V10H24ZM48 11H49V9H48ZM50 11H51V13H52V10H50ZM50 11H49V12H50ZM58 11H59V10H58ZM127 11H128V10H127ZM134 11H135V10H134ZM134 11H133V12H134ZM176 11H177V10H176ZM5 12L7 13L6 10H5ZM31 12H32V11H31ZM62 12H63V11H62ZM89 12H91V11H89ZM103 12H104V11H103ZM112 12H113V11H112ZM121 12H122V11H121ZM152 12H153V11H152ZM184 12H185V11H184ZM8 13H9V12H8ZM36 13H37V12H36ZM68 13H69V12H68ZM68 13H67V14H68ZM74 13H75V12H74ZM101 13H102V12H101ZM131 13H132V12H131ZM131 13H129V14H131ZM136 13H137V10H136ZM157 13H158V12H157ZM172 13H173V12H172ZM175 13H176V12H174V14H175ZM10 14H11V13H10ZM30 14H31V13H30ZM54 14H55V13H54ZM54 14H53V16H54ZM56 14H57V12H56ZM87 14H88V13H87ZM108 14H110V12H108ZM120 14H122V13H120ZM120 14H119V15H120ZM129 14L127 13V15H129ZM134 14H135V13H134ZM134 14H133V15H134ZM158 14H159V13H158ZM174 14H173V15H174ZM5 15H6V14H5ZM14 15H15V14H14ZM21 15H22V14H21ZM63 15H64V14H63ZM72 15H73V14H72ZM77 15H79V14H77ZM95 15H96V12H95ZM104 15H107V14H104ZM110 15H111V14H110ZM113 15H114V14H113ZM124 15H125V13H124ZM124 15H123V17H124ZM139 15H140V14H139ZM141 15H142V12H141ZM1 16H2V14H1ZM19 16H20V15H19ZM29 16H30V15H29ZM37 16H39V14H38ZM47 16H48V15H47ZM99 16H100V15H99ZM120 16H121V15H120ZM120 16H119V17H120ZM134 16H135V15H134ZM136 16H137V15H136ZM3 17H4V16H3ZM25 17H27V16H25ZM45 17H46V16H45ZM87 17H88V16H87ZM95 17H96V16H95ZM105 17H106V16H105ZM108 17H109V16H108ZM110 17H111V16H110ZM114 17H115V16H114ZM125 17H126V16H125ZM128 17H129V16H128ZM130 17H132V16H130ZM37 18H38V17H37ZM52 18H53V17H52ZM79 18H80V17H79ZM96 18H97V17H96ZM102 18H103V20H104V16H102ZM102 18H101V19H102ZM120 18H122V17H120ZM134 18H135V17H134ZM168 18H169V17H168ZM19 19H20V18H19ZM50 19H51V18H50ZM61 19H62V18H61ZM61 19H60L59 21H61ZM72 19H73V18H72ZM82 19H83V18H82ZM84 19H85V18H84ZM84 19H83V20H84ZM98 19H99V18H98ZM108 19H109V18H108ZM113 19H114V18H112V20H113ZM128 19H130V18H128ZM137 19H139V18H137ZM137 19H136V21H137ZM141 19H142V17H141ZM152 19H153V18H152ZM181 19H182V17H181ZM5 20H6V19H5ZM25 20H26V19H25ZM39 20H41V14H40V19H39ZM62 20H63V19H62ZM83 20H82V21H83ZM95 20H96V22H99V21H97V19H95ZM103 20H102V22H104ZM106 20H107V19H106ZM117 20H118V19H117ZM124 20H126V19H124ZM148 20H149V19H148ZM168 20H169V19H168ZM13 21H14V20H13ZM13 21H12L11 23H13ZM17 21H18V20H17ZM30 21H32V20L30 19ZM54 21H55V20H54ZM59 21H58V22H59ZM70 21H71V20H70ZM72 21H73V20H72ZM109 21H110V20H109ZM120 21H121V20H120ZM136 21H135V22H136ZM140 21H141V20H140ZM160 21H161V20H160ZM187 21H188V20H187ZM2 22H3V21H2ZM62 22H63V21H62ZM74 22H75V21H74ZM74 22H73V23H74ZM83 22H84V21H83ZM112 22H113V21H112ZM121 22H122V21H121ZM137 22H138V21H137ZM150 22H151V20H150ZM150 22H149V23H150ZM156 22H157V23H160V22H158V21H156ZM15 23H16V22H15ZM15 23H14V24H15ZM22 23H23V22H22ZM39 23H40V22H39ZM47 23H49V22H47ZM53 23H54V22H53ZM64 23H65V22H64ZM71 23H72V22H71ZM81 23H82V22H81ZM128 23H129V22H128ZM142 23H143V22H142ZM4 24H5V23H4ZM25 24H26V23H25ZM32 24H33V22H32ZM40 24H41V23H40ZM65 24H66V23H65ZM77 24H78V22H77ZM77 24H76V25H77ZM82 24H83V23H82ZM87 24H88V23H87ZM123 24H124V23H123ZM131 24H132V23H131ZM133 24H134V22H133ZM145 24H146V22H145ZM20 25H21V24H20ZM33 25H35V23H34ZM55 25H56V23H55ZM72 25H73V24H72ZM79 25H80V23H79ZM100 25L102 26V24L99 23V26H100ZM104 25H105V24H104ZM134 25H135V24H134ZM150 25H151V24H150ZM150 25H149V26H150ZM13 26H14V25H13ZM31 26H32V25H31ZM48 26H49V24H48ZM88 26H90V25H88ZM106 26H110V25H107V24H106ZM151 26H152V25H151ZM159 26H160V25H159ZM190 26H191V25H190ZM190 26H189V27H190ZM3 27H4V26H3ZM8 27H9V26H8ZM19 27H20V26H19ZM34 27H35V26H34ZM50 27H51V26H50ZM72 27H73V26H72ZM76 27H77V26H76ZM90 27H91V26H90ZM116 27H117V26H116ZM133 27H134V26H133ZM135 27H136V26H135ZM152 27H153V26H152ZM156 27H157V26H156ZM160 27H161V26H160ZM9 28L11 29V25H10ZM24 28H25V27H24ZM29 28H30V27H29ZM59 28L61 29V27H59ZM88 28H89V27H88ZM104 28H105V27H104ZM111 28H112V27H111ZM111 28H110V29H111ZM121 28H122V27H121ZM121 28H120V29H121ZM125 28H126V27H125ZM140 28H141V27H140ZM148 28H149V27H148ZM2 29H3V28H2ZM6 29H7V26H6ZM17 29H18V28H16L15 30L18 31ZM37 29H38V27H37ZM44 29H45V28H43V30H44ZM46 29H47V28H46ZM60 29H59V30H60ZM74 29H75V28H74ZM82 29H83V28H82ZM82 29H81V30H82ZM105 29H107V28H105ZM105 29H103V30H105ZM112 29H114V28H112ZM118 29H119V28H118ZM146 29H147V28H146ZM3 30H4V29H3ZM26 30H27V29H26ZM41 30H42V29H41ZM43 30H42V31H43ZM48 30H49V29H48ZM107 30H108V29H107ZM107 30H105V32H106ZM136 30L139 31V29H136ZM149 30H151V29H149ZM166 30H167V29H166ZM170 30H171V29H170ZM7 31H8V30H7ZM10 31H11V30H10ZM12 31H13V30H12ZM28 31H29V30H28ZM56 31H57V30H56ZM60 31H61V30H60ZM74 31H76V30H74ZM74 31H73L72 33L70 32L68 37H70V38H72V39H73V38H76V37H77V33H75ZM83 31H84V30H83ZM143 31L145 32V29H143ZM155 31H156V30H155ZM163 31H164V30H163ZM163 31H162V32H163ZM182 31H183V30H182ZM3 32H4V31H3ZM30 32H31V31H30ZM32 32H33V30H32ZM57 32H58V31H57ZM77 32H79V30H78ZM81 32H82V31H81ZM85 32H86V31H85ZM96 32H97V31H96ZM99 32H100V31H99ZM105 32H104V33H105ZM108 32H109V31H108ZM114 32H115V31H114ZM129 32H130V31H129ZM129 32H128V33H129ZM158 32H159V31H158ZM169 32H171V31H169ZM178 32H179V31H178ZM178 32H177V34H179ZM263 32H264V31H263ZM5 33H6V32H5ZM8 33H9V32H8ZM24 33H25V32H24ZM39 33H40V32H39ZM54 33H55V32H54ZM62 33H63V32H62ZM65 33H66V32H65ZM82 33H84V32H82ZM130 33H133V32H130ZM142 33H143V32H142ZM145 33H146V32H145ZM148 33H149V32H148ZM163 33H164V32H163ZM173 33H174V32H173ZM192 33H193V32H192ZM2 34H3V33H2ZM2 34H1V35H2ZM19 34H20V33H19ZM19 34H18V35H19ZM30 34H31V33H30ZM48 34H49V31H48ZM88 34H89V33H88ZM99 34H100V33H99ZM101 34H103V32H102ZM111 34H112V33H111ZM117 34H118V33H117ZM126 34H127V32L125 33V36H127ZM149 34H152V33L150 32ZM153 34H154V33H153ZM15 35H17V34H15ZM36 35H37V34H36ZM42 35H44V34H42ZM42 35H41V36H42ZM52 35L54 36V34H52ZM89 35L92 36V33L89 34ZM106 35H107V33L104 34V36H106ZM108 35H110V32H109ZM123 35H124V34H123ZM139 35H140V32H139ZM187 35H188V34H187ZM262 35H263V34H262ZM21 36H22V35H21ZM24 36H27V35L24 34ZM32 36H33V35H32ZM55 36H56V34H55ZM80 36H81V35H80ZM99 36H102V35H99ZM115 36H116V35H115ZM133 36H134V35H133ZM133 36H132V37H133ZM140 36H142V34H141ZM140 36H138V37H140ZM152 36H154V35H152ZM152 36H151V37H152ZM156 36H157V35H156ZM164 36H165V35H164ZM170 36H171V35H170ZM181 36H182V35H181ZM185 36H186V35H185ZM27 37H28V36H27ZM29 37H30V36H29ZM29 37H28V38H29ZM36 37H38V36H36ZM46 37H48V36H46ZM82 37H83V35H82ZM87 37H89V36L87 35ZM132 37H131V38H132ZM138 37H137V38H138ZM157 37H158V36H157ZM177 37H179V35H178ZM191 37H192V36H191ZM263 37H264V36H263ZM6 38H7V39H6L7 42L4 41L5 44L8 43V37H6ZM14 38H15V37H14ZM23 38H24V37H23ZM30 38H31V37H30ZM39 38H40V37H39ZM39 38H38V39H39ZM42 38H43V36L41 37V40H42ZM44 38H45V37H44ZM44 38H43V39H44ZM50 38H51V37H50ZM50 38H48V40H49ZM52 38H53V37H52ZM52 38H51V39H52ZM61 38H62V37H61ZM79 38H80V37H78V39H79ZM94 38L96 39V37H94ZM116 38H117V37H116ZM142 38H143V37H142ZM145 38H146V37H145ZM185 38H187V37H185ZM257 38H258V37H256V39H257ZM18 39H20V38H18ZM59 39H60V38H59ZM72 39H71V40H72ZM89 39H90V38H89ZM99 39H100V38H99ZM101 39H102V38H101ZM117 39H118V38H117ZM133 39H134V38H133ZM160 39H161V38H160ZM160 39H159V40H160ZM175 39H177V38H175ZM181 39H182V38H181ZM181 39H180V40H181ZM2 40H3V39H2ZM4 40H5V39H4ZM21 40H24V39H21ZM31 40L34 41L32 38H31ZM91 40H92V39H91ZM151 40H153V39H151ZM154 40H155V39H154ZM165 40H166V39H165ZM177 40H178V39H177ZM180 40L177 41V42H180ZM254 40H255V39H254ZM19 41H20V40H19ZM19 41H18V42H19ZM88 41H89V40H88ZM100 41H101V40H100ZM100 41H99V42H100ZM135 41L137 42L138 40L136 39ZM170 41H172V38H171ZM247 41H248V40H247ZM44 42H45V41H44ZM54 42H55V40H54ZM62 42H63V40H62ZM68 42H69V41H68ZM76 42H77V41H76ZM90 42H91V41H90ZM96 42H97V41H96ZM99 42H98V43H99ZM149 42H150V41H149ZM156 42L158 43V41H156ZM162 42H163V41H162ZM168 42H169V41H168ZM190 42H191V41H190ZM190 42H189V44H191ZM197 42H198V40H197ZM200 42H202V41L200 40ZM251 42H252V41H251ZM14 43H16V42L14 41ZM50 43H51V42H50ZM56 43H57V42H56ZM88 43H89V42H88ZM101 43H102V42H101ZM118 43H120V41H118ZM126 43H127V42H126ZM133 43H134V42H133ZM147 43H148V42H147ZM160 43H161V42H160ZM245 43H246V41H245ZM1 44H2V43H1ZM3 44H4V43H3ZM5 44H4V45H5ZM10 44H11V46H13V44H12L11 42H10ZM16 44H17V43H16ZM19 44H20V43H19ZM46 44H48V43H46ZM46 44H45V45H46ZM63 44H64V43H63ZM63 44H62V45H63ZM74 44H75V43H74ZM105 44H106V43H105ZM116 44H117V43H116ZM120 44H121V43H120ZM139 44H140V43H139ZM141 44H142V43H141ZM150 44H151V43H150ZM150 44L148 43V44H146V45L149 46ZM158 44H159V43H158ZM161 44H163V43H161ZM200 44H202V43H200ZM259 44H260V43H259ZM261 44H262V43H261ZM263 44H264V43H263ZM33 45H35V44H33ZM40 45H42V44H40ZM72 45H73V44H72ZM72 45H71V46H72ZM81 45H82V47H83V44H82V43H81ZM85 45H86V44H85ZM87 45H88V44H87ZM100 45H101V47H102V44H100ZM125 45L127 46V44H125ZM137 45H138V44H137ZM154 45H155V44H154ZM156 45H157V44H156ZM167 45H168V43H167ZM169 45H170V44H169ZM172 45H173V44H172ZM175 45H177V44H175ZM247 45H248V43H247ZM247 45H246V46H247ZM0 46H2V45H0ZM20 46H21V44H20L19 46H17V47H20ZM23 46H24V45H23ZM27 46H28V45H27ZM35 46H36V45H35ZM35 46H34V47H35ZM37 46H38V45H37ZM37 46H36V47H37ZM50 46H51V45H50ZM55 46H56V45H55ZM55 46H54V47H55ZM60 46H61V45H60ZM77 46H78V45H77ZM95 46H96V45H95ZM104 46H105V45H104ZM120 46H121V45H120ZM152 46H153V45H152ZM193 46H194V45H193ZM6 47H7V46H6ZM41 47H42V46H41ZM41 47H40V48H41ZM57 47H58V45H57ZM75 47H76V46H75ZM89 47H90V46H89ZM106 47H107V46H106ZM133 47H134V46H133ZM136 47H137V46H136ZM145 47H146V46H145V44H144V47H143V48H145ZM160 47H161V46H160ZM166 47H167V46H166ZM178 47H179V46H178ZM181 47H182V46H181ZM187 47H188V46H187ZM205 47H207V46H205ZM211 47H212V46H211ZM211 47H210V48H211ZM241 47H242V46H241ZM244 47H245V46H244ZM244 47H242V48H244ZM0 48H1V47H0ZM8 48H9V47H8ZM13 48H14V46H13ZM29 48H30V47H29ZM60 48H61V47H60ZM60 48H59V49H60ZM76 48L78 49L79 47H76ZM87 48H88V47H87ZM103 48H104V47H103ZM116 48H117V47H116ZM129 48L132 49V46L129 47ZM139 48H140V47H139ZM161 48H162V47H161ZM163 48H164V47H163ZM182 48H184V47H182ZM191 48H192V47H191ZM5 49H6V48H5ZM21 49H22V48H21ZM23 49H24V48H23ZM30 49H31V48H30ZM30 49H29V50H30ZM44 49H45V48H44ZM44 49H41V50H44ZM54 49H55V48H54ZM62 49H63V48H62ZM100 49H101V48H100ZM104 49H106V48H104ZM121 49H123V48H121ZM121 49H119V50H121ZM126 49H127V47H126ZM131 49H130V50H131ZM133 49H134V48H133ZM140 49H141V48H140ZM151 49H152V48H151ZM155 49H156V48H155ZM217 49H218V48H217ZM217 49H216V50H217ZM1 50H2V49H1ZM15 50H16V49H15ZM24 50H25V49H24ZM35 50H36V49H35ZM49 50H50V49H49ZM67 50H68V49H67ZM72 50H73V49H72ZM101 50H102V49H101ZM149 50H150V48H149ZM157 50H158V49H157ZM162 50H163V49H162ZM165 50H166V49H164V51H165ZM168 50H169V49H168ZM179 50H180V48H179ZM203 50H204V49H203ZM203 50H202V51H203ZM18 51H19V50H18ZM53 51H55V50H53ZM98 51H99V50H98ZM106 51H107V50H106ZM122 51H124V50H122ZM147 51H148V50H147ZM158 51H159V50H158ZM158 51H157V52H158ZM172 51H173V50H172ZM181 51H182V50H181ZM181 51H180V53H181ZM185 51H186V50H185ZM200 51H201V50H200ZM218 51H219V49H218ZM3 52H4V50H3ZM9 52L11 53V51H9ZM20 52H21V51H19V53H20ZM23 52L25 53V51H23ZM31 52H32V51H31ZM41 52H42V51H41ZM59 52H60V51H59ZM63 52H64V51H63ZM65 52H66V51H65ZM67 52H68V51H67ZM70 52H72V51H70ZM70 52H69V53H70ZM74 52H75V51H74ZM76 52H77V51H76ZM80 52H81V51H80ZM80 52H79V53H80ZM83 52H84V51H83ZM91 52H92V51H91ZM91 52H90V53H91ZM116 52H117V51H116ZM120 52H121V51H120ZM126 52H127V50H126ZM139 52H140V51H139ZM209 52H210V50H209ZM33 53H34V52H33ZM45 53H46V52H45ZM48 53H49V52H48ZM57 53H58V52H57ZM61 53H62V52H61ZM85 53H87V51H86ZM85 53H84V54H85ZM90 53H89V55H90ZM95 53H96V52H95ZM100 53H101V52H100ZM107 53H109V51H108ZM107 53H106V54H107ZM122 53H124V52H122ZM122 53H121V54H122ZM134 53H135V52H134ZM174 53H175V52H173V54H174ZM180 53L177 52V56H178V54H180ZM6 54L9 55L8 51H7ZM17 54H18V53H17ZM28 54H30V53L27 52V55H28ZM52 54H53V52H52ZM102 54H103V52H102ZM128 54H129V53H128ZM136 54H137V53H136ZM154 54H155V53H154ZM167 54H168V53H167ZM173 54H172V55H173ZM181 54H182V53H181ZM0 55H3V54H0ZM18 55H19V54H18ZM18 55H17V57H18ZM22 55H23V54H22ZM36 55H37V54H36ZM36 55H34V56H36ZM50 55H51V54H50ZM55 55H56V54H55ZM58 55H59V54H58ZM65 55H66V54H65ZM75 55H76V54H75ZM104 55H105V54H104ZM110 55H111V54H110ZM118 55H119V54H117V56H118ZM122 55H123V54H122ZM122 55H121V56H122ZM126 55H127V54H126ZM131 55H133V53H132ZM131 55H130V56H131ZM140 55H142V53H140ZM149 55H150V53H149ZM189 55H190V54H189ZM4 56H5V55H4ZM4 56H3V57H4ZM6 56H7V55H6ZM24 56H25V55H24ZM31 56H32V55H31ZM60 56H61V55H60ZM66 56H67V55H66ZM80 56H81V54H80ZM80 56H79V58L82 57V56H81V57H80ZM119 56H120V55H119ZM133 56H134V55H133ZM133 56H132V58H133ZM142 56H143V55H142ZM146 56H147V54H146ZM151 56H152V55H151ZM157 56H158V55H157ZM159 56H160V55H159ZM180 56H181V55H179V58H180ZM193 56H194V55H193ZM198 56H200V54H199ZM203 56H204V55H203ZM263 56H264V54H263ZM0 57H1V56H0ZM11 57H13V56L11 55ZM11 57H10V58H11ZM19 57H21V55H20ZM38 57H39V55H38ZM45 57H46V56H45ZM99 57H100V56H99ZM101 57H102V56H101ZM111 57H112V56H111ZM126 57H127V56H126ZM137 57H138V56H137ZM144 57H145V56H144ZM149 57H150V56H149ZM183 57H184V56H183ZM212 57H213V56H212ZM22 58H23V57H22ZM26 58H27V56L25 57V60H26ZM29 58H30V55H29ZM31 58H32V57H31ZM69 58H70V57H69ZM69 58H68V59H69ZM72 58H74V57H72ZM82 58H83V57H82ZM103 58H104V57H103ZM109 58H110V56H109ZM121 58H122V57H121ZM124 58H125V56H124ZM124 58H123V59H124ZM129 58H130V57H129ZM129 58H128V59H129ZM135 58H136V57H135ZM141 58H142V57H141ZM141 58H140V60H141ZM147 58H148V57H147ZM147 58H146V60H147ZM152 58H153V57H152ZM199 58H200V57H199ZM202 58H203V57H202ZM12 59L14 60V58H12ZM19 59H20V58H19ZM27 59H28V58H27ZM38 59H39V58H38ZM45 59H46V58H45ZM47 59H48V58H47ZM51 59H52V57H51ZM53 59H55V57H54ZM58 59H59V61H60V57H59ZM61 59H62V58H61ZM75 59H76V58H75ZM84 59H85V58H84ZM101 59H102V58H101ZM101 59L99 60V63H101V61H102ZM117 59H119V58H117ZM125 59H126V58H125ZM138 59H139V58H138ZM160 59H161V58H160ZM160 59L158 60L159 62H160ZM163 59H165V58L163 57ZM174 59H175V58H174ZM185 59H186V57L184 58V60H185ZM0 60H2V59H0ZM8 60H9V58H8ZM8 60H7V61H8ZM13 60H12V61H13ZM21 60H22V59H21ZM40 60H42V58H41ZM62 60H63V59H62ZM81 60H83V59H81ZM110 60H113V59H110ZM129 60H130V59H129ZM151 60H152V59H151ZM153 60H154V59H153ZM153 60H152V61H153ZM176 60H177V59H176ZM184 60H183V61H184ZM187 60H189V59H187ZM263 60H264V59H263ZM263 60H262V61H263ZM9 61H10V60H9ZM12 61H11V62H12ZM19 61H20V60H19ZM30 61H31V60H30ZM104 61H105V59L103 60V62H104ZM107 61H108V60H107ZM118 61H119V60H118ZM123 61H124V60H123ZM125 61H126V60H125ZM132 61H133V60H132ZM137 61H138V60H137ZM141 61H142V60H141ZM148 61H150V60H148ZM148 61H147V62H148ZM162 61H163V60H162ZM210 61H211V59H210ZM0 62H1V61H0ZM17 62H18V59H17ZM25 62H26V61H25ZM25 62H24V63H25ZM38 62H39V61H38ZM43 62H44V61H43ZM47 62H49V61H47ZM51 62H52V61H51ZM51 62H50V63H51ZM77 62H78V61H77ZM94 62L98 64V62H96L95 60H94ZM129 62H130V61H129ZM129 62H128V63H129ZM139 62H140V61H139ZM165 62H166V61H165ZM184 62H185V61H184ZM24 63H23V64H24ZM50 63H49V66H50ZM83 63H85V62H83ZM109 63L111 64V61H110ZM142 63H145L144 60H143ZM153 63H154V61H153ZM163 63H164V62H163ZM182 63H183V62H182ZM0 64H1V63H0ZM12 64H13V63H12ZM15 64H16V63H15ZM34 64H35V63H34ZM34 64H32V65H34ZM69 64H70V63H69ZM88 64H89V63H88ZM105 64H106V63H105ZM110 64H109V65H110ZM116 64H118V63H116ZM124 64H125V63H124ZM148 64H149V62H148ZM148 64H147V65H148ZM155 64H157V63H155ZM160 64H162V63H160ZM174 64H175V63H174ZM186 64H187V63H186ZM255 64H257L256 61H255ZM2 65H3V64H2ZM17 65H18V64H17ZM17 65H16V66H17ZM28 65H29V62H28ZM30 65H31V64H30ZM44 65H45V64H44ZM61 65H62V64H61ZM61 65H60V67H61ZM71 65H73V64H71ZM113 65H114V64H113ZM126 65H127V64H126ZM132 65H133V64H132ZM140 65H141V63H140ZM151 65H153V64H151ZM158 65H159V64H158ZM175 65H176V64H175ZM175 65H174V66H175ZM184 65H185V64H184ZM257 65H258V64H257ZM0 66H1V65H0ZM10 66H11V65H10ZM16 66H15V67H16ZM34 66H35V65H34ZM42 66H43V64H42ZM42 66L40 67V70H41ZM53 66H54V64H53ZM62 66H63V65H62ZM100 66H101V64H99V68H100ZM117 66H118V65H117ZM127 66H128V65H127ZM136 66H137V65H135V67H136ZM138 66H139V63H138ZM138 66H137V67H138ZM142 66H143V65H142ZM142 66H141V67H142ZM160 66H161V65H160ZM186 66H187V65H186ZM215 66H216V65H214V68H215ZM8 67H9V66H8ZM29 67L31 68V66H29ZM71 67H72V66H71ZM73 67H74V66H73ZM82 67H84V65H83ZM95 67H96V65H95ZM101 67H102V66H101ZM110 67H111V66H110ZM112 67H113V66H112ZM112 67H111V68H112ZM114 67H115V66H114ZM114 67H113V68H114ZM128 67L130 68V66H128ZM135 67H134V68H135ZM141 67H140V68H141ZM147 67H148V66H147ZM150 67H151V66H150ZM150 67H149V68H150ZM163 67H164V65H163ZM63 68H64V67H63ZM69 68H70V66H69ZM140 68H139V69H140ZM161 68H162V67H161ZM197 68H198V67H197ZM223 68H224V67H223ZM262 68H263V67H262ZM262 68H261V69H262ZM6 69H7V68H6ZM6 69H5V70H6ZM32 69H33V68H32ZM32 69H31V70H32ZM61 69H62V68H61ZM76 69H77V68H76ZM86 69H87V68H86ZM92 69H93V67H92ZM103 69H104V67H103ZM105 69H108V68H105ZM114 69H115V68H114ZM124 69H125V68H124ZM141 69H142V68H141ZM159 69H160V68H159ZM167 69H168V68H167ZM173 69H174V68H173ZM1 70H3V69L1 68ZM19 70H21V69H19ZM36 70H37V69H36ZM40 70H39V71H40ZM47 70H48V67H47ZM50 70H51V69H50ZM56 70H57V69H55V71H56ZM69 70L71 71V68H70ZM108 70H109V69H108ZM108 70H105V71L107 72ZM111 70H112V69H111ZM111 70H109V71L111 72ZM118 70H119V68H118ZM135 70H136V68H135ZM146 70H147V68H146ZM148 70H151V68L148 69ZM164 70H165V69H164ZM170 70H171V69H170ZM175 70H177V69L175 68ZM175 70H174V71H175ZM197 70H198V69H197ZM209 70H210V68H209ZM211 70H213V69H211ZM227 70H228V68H227ZM263 70H264V69H263ZM3 71H4V70H3ZM23 71H24V70H23ZM25 71H26V69H25ZM25 71H24V72H25ZM28 71H29V70H27V74L29 73ZM48 71H49V70H48ZM48 71H46V72H48ZM64 71H65V70H64ZM72 71H73V70H72ZM72 71H71V72H72ZM90 71H92V70L90 69ZM151 71H152V70H151ZM162 71H163V70H162ZM168 71H169V70H168ZM177 71H178V70H177ZM221 71H222V70H221ZM224 71H225V70H224ZM20 72H21V71H20ZM20 72H19V74H20ZM24 72H23V73H24ZM40 72H41V71H40ZM61 72H62V70H61ZM67 72H69V71L67 70ZM80 72L82 73V71H80ZM86 72H87V71H86ZM95 72H97V70H96ZM131 72H132V70H131ZM131 72H130V73H131ZM135 72H136V71H135ZM160 72H161V70H160ZM208 72H209V71H208ZM228 72H229V71H228ZM0 73H1V72H0ZM14 73H15V71H14ZM76 73H77V72H76ZM84 73H85V72H84ZM87 73H88V72H87ZM99 73H100V72H99ZM108 73H109V72H108ZM117 73H118V71H117ZM120 73H121V71H120ZM125 73H126V72H125ZM143 73H144V71H143ZM149 73H150V72H149ZM153 73H155V72H153ZM153 73H152V74H153ZM172 73H173V71H172ZM174 73H175V72H174ZM177 73H178V72H177ZM211 73H212V72H211ZM10 74H11V73H10ZM12 74H13V73H12ZM12 74H11V75H12ZM27 74H26V76H27ZM39 74H41V73H39ZM58 74H59V73H58ZM67 74H68V73H67ZM69 74H70V73H69ZM72 74H73V73H72ZM74 74H75V72H74ZM74 74H73V75H74ZM105 74H106V73H105ZM121 74H122V73H121ZM175 74H176V73H175ZM179 74H180V73H179ZM225 74H227V73H225ZM229 74H230V73H229ZM259 74H260V73H259ZM0 75H2V74H0ZM3 75H4V73H3ZM17 75H18V74H17ZM62 75H63V73H62ZM75 75H76V74H75ZM78 75H79V74H78ZM81 75H82V74H81ZM101 75H103V73H102ZM107 75H108V74H107ZM110 75H111V74H110ZM113 75H114V74H113ZM128 75H129V73H128ZM131 75H132V73H131ZM136 75L138 76V73H137ZM141 75H142V74H141ZM149 75H151V74H149ZM154 75H155V74H154ZM154 75H153V76H154ZM163 75H164V74H163ZM167 75H168V73H167ZM176 75H177V74H176ZM223 75H224V74H223ZM6 76H7V75H6ZM21 76H23V75H21ZM32 76H33V75H32ZM36 76H37V75H36ZM40 76H41V75H40ZM50 76H51V73H50ZM50 76H49V78H50ZM71 76H72V75H71ZM96 76H98V75L96 74ZM108 76H109V75H108ZM116 76H117V75H116ZM119 76H121V75L119 74ZM125 76H126V75H125ZM139 76H140V75H139ZM142 76H143V75H142ZM142 76H141V77H142ZM261 76H262V75H261ZM263 76H264V74H263ZM263 76H262V78H263ZM9 77H10V76H9ZM12 77H13V76H12ZM12 77H11V78H12ZM17 77H18V76H17ZM53 77H54V76H53ZM56 77H57V76H56ZM85 77H86V76H85ZM85 77H84V78H85ZM90 77H91V76H90ZM99 77H100V76H99ZM99 77H98V78H99ZM103 77H106V76L104 75ZM103 77H102V78H103ZM109 77H110V76H109ZM112 77H113V76H112ZM128 77H129V76H128ZM130 77H131V76H130ZM150 77H151V79H153L152 76H150ZM156 77H157V76H156ZM161 77H162V76H161ZM164 77H165V76H164ZM203 77H204V76H203ZM203 77H202V79H203ZM31 78H32V77H31ZM31 78H30V79H31ZM47 78H48V77H47ZM60 78H61V77H60ZM69 78H70V77H68L67 79H69ZM75 78H76V77H75ZM84 78H82L83 81H84ZM87 78H88V77H87ZM98 78H97V79H98ZM106 78H107V77H106ZM124 78H125V77H124ZM134 78H135V77H134ZM134 78H133V80H134ZM148 78H149V76H148ZM165 78H166V77H165ZM168 78H170V77H168ZM171 78H172V77H171ZM0 79H1V78H0ZM5 79H6V78H5ZM26 79H27V78H26ZM34 79H35V78H34ZM36 79H37V78H36ZM56 79H57V78H56ZM103 79H105V78H103ZM109 79H110V81H111V79H113V78H109ZM109 79H108V82H109ZM118 79H119V78H118ZM140 79H141V78H140ZM154 79H155V78H154ZM166 79H167V78H166ZM202 79H200V80H202ZM32 80H33V79H32ZM48 80H49V79H48ZM88 80H89V79H88ZM99 80H100V79H99ZM113 80H114V79H113ZM121 80H122V79H121ZM143 80H146V79L143 78ZM161 80H162V79H161ZM161 80H160V81H161ZM167 80H168V79H167ZM170 80H171V79H170ZM174 80H175V79H174ZM262 80H263V79H262ZM22 81L24 82V80H22ZM29 81H30V80H29ZM34 81H35V80H34ZM41 81H42V80H41ZM52 81L54 82V80H52ZM58 81H59V80H58ZM62 81H63V80H62ZM64 81H65V80H64ZM69 81H70V79H69ZM85 81H86V80H85ZM85 81H84V82H85ZM89 81H90V80H89ZM100 81H102V80H100ZM115 81H116V79H115ZM123 81H124V80H123ZM125 81H126V79H125ZM148 81H149V80H148ZM153 81H154V80H153ZM162 81H163V80H162ZM172 81H173V79H172ZM198 81H199V80H198ZM11 82H12V80H11ZM19 82H20V81H19ZM30 82H31V81H30ZM50 82H51V81H50ZM50 82H49V83H50ZM53 82H52V84H53ZM60 82H61V81H60ZM65 82H67V81H65ZM81 82H82V81H81ZM84 82H83V83H84ZM93 82H94V81H93ZM103 82H104V81H103ZM113 82H114V81H113ZM129 82H130V81H129ZM129 82H128V83H129ZM139 82H141V81L139 80ZM145 82H146V81H145ZM156 82H157V81H156ZM158 82H159V80H158ZM175 82H177V81H175ZM202 82H203V81H202ZM204 82H205V80H204ZM0 83H1V81H0ZM20 83L22 84V82H20ZM25 83H26V82H25ZM49 83H48V84H49ZM57 83H58V82H57ZM57 83H54V84H57ZM73 83H74V80H73ZM98 83L100 84L101 82H98ZM124 83L126 84V82H124ZM128 83H127V84H128ZM154 83H155V82H154ZM154 83H153V84H154ZM166 83H167V82H166ZM2 84L4 85V83H2ZM7 84H9V82H8ZM13 84H14V83H13ZM21 84H20V85H21ZM34 84H36V83H34ZM42 84H43V83H42ZM45 84H46V83H45ZM48 84H47V85H48ZM61 84H62V83H61ZM84 84H85V83H84ZM109 84H110V83H109ZM116 84H117V83H116ZM142 84H143V82L141 83V85H142ZM146 84H148V82H147ZM151 84H152V83H151ZM171 84L173 85V83H171ZM179 84H180V83H179ZM212 84H213V83L211 82L210 86H212ZM0 85H1V84H0ZM11 85H12V84H11ZM16 85H17V84H15V88H16ZM29 85H30V84H29ZM31 85H33V84H31ZM50 85H51V84H50ZM50 85H49V86H50ZM58 85H59V84H58ZM67 85H69V83H67ZM74 85H75V84H74ZM94 85H95V84H94ZM106 85L108 86V84H106ZM106 85H105V87H106ZM117 85H118V84H117ZM119 85H120V84H119ZM119 85H118V86H119ZM136 85H137V84H136ZM138 85H139V84H138ZM161 85H162V84H161ZM164 85H165V84H164ZM168 85H169V82H168ZM168 85H167V86H168ZM180 85H181V84H180ZM203 85H204V84H203ZM226 85H227V84H226ZM1 86H2V85H1ZM1 86H0V88H2ZM22 86H24V85H22ZM40 86H41V85H40ZM42 86H43V85H42ZM56 86H57V85H56ZM82 86H85V85H82ZM103 86H104V85H103ZM115 86H116V85H115ZM120 86L123 88L122 85H120ZM134 86H135V85H134ZM143 86H144V85H143ZM143 86H142V87H143ZM152 86H153V85H152ZM158 86H159V85H158ZM191 86H192V85H191ZM252 86H253V84H252ZM37 87H38V86H37ZM50 87H51V86H50ZM50 87H49V88H50ZM62 87H63V86H62ZM91 87H92V85H91ZM93 87H94V86H93ZM100 87H101V86H100ZM112 87H113V86H112ZM128 87H129V86H128ZM136 87H137V86H136ZM139 87H140V86H139ZM156 87H157V86H156ZM162 87H163V86H162ZM194 87H195V86H194ZM226 87H227V86H226ZM3 88H4V87H3ZM7 88H8V85H7ZM13 88H14V87H12V89H13ZM22 88H23V87H22ZM27 88H28V87H27ZM35 88H36V87H35ZM74 88H75V87H74ZM80 88H81V87H80ZM84 88H86V86H85ZM122 88L120 89V91L123 90ZM126 88H127V87H126ZM129 88H130V87H129ZM133 88H134V87H133ZM152 88H153V87H152ZM160 88H161V87H160ZM168 88H169V87H168ZM173 88H175V86H174ZM173 88H172V89H173ZM184 88H185V87H183L182 90H185ZM228 88H229V86L227 87V89H228ZM250 88H251V87H250ZM253 88H254V87H253ZM253 88H252L251 90H253ZM4 89H5V88H4ZM17 89H18V88H17ZM19 89H21V87H20ZM36 89H37V88H36ZM43 89H44V86H43ZM45 89H46V88H45ZM54 89H55V87H54ZM58 89H59V88H58ZM82 89H83V88H82ZM88 89H91V88L88 87ZM108 89L110 90V88H108ZM116 89H118V88H116ZM136 89H137V88L132 89V90H136ZM150 89H151V88H150ZM154 89H155V87H154ZM157 89H158V88H157ZM172 89H171V90H172ZM191 89H192V88H191ZM215 89H216V88H215ZM2 90H3V89H2ZM14 90H15V89H14ZM14 90H13V91H14ZM25 90H26V89H25ZM28 90H29V89H28ZM28 90H27V91H28ZM61 90H62V89H61ZM80 90H81V89H80ZM92 90H93V89H92ZM94 90H95V89H94ZM99 90H100V89H99ZM109 90H108V93H109ZM148 90H149V89H148ZM152 90H153V89H152ZM160 90H161V89H160ZM169 90H170V89H169ZM180 90H181V89H180ZM180 90H179V91H180ZM193 90L195 91V89H193ZM193 90H192V91H193ZM197 90H198V88H197ZM197 90H196V91H197ZM200 90H201V89H199V91H200ZM15 91H16V90H15ZM20 91H21V90H20ZM27 91H26V92H27ZM30 91H31V90H30ZM37 91H38V90H37ZM40 91L42 92V90H40ZM54 91H55V90H54ZM58 91H60V89H59ZM62 91H63V90H62ZM71 91L73 92L74 90H71ZM75 91H76V90H75ZM77 91H79V89H77ZM83 91H84V90H83ZM88 91H89V90H88ZM115 91H116V90H115ZM144 91H145V90H144ZM155 91H156V90H155ZM157 91H158V90H157ZM157 91H156V92H157ZM194 91H193V92H194ZM225 91H226V90H225ZM5 92H7V91H5ZM18 92H19V91H18ZM22 92H23V91H22ZM44 92H45V91H44ZM52 92H53V91H52ZM65 92H67V91H65ZM90 92H91V91H90ZM92 92H93V91H92ZM92 92H91V93H92ZM103 92H104V91H103ZM105 92H106V91H105ZM168 92H169V91H168ZM189 92H190V91H189ZM217 92H218V91H217ZM220 92H221V91H220ZM13 93H15V92H13ZM36 93H37V94H40V93H38V92H36ZM68 93H69V92H68ZM68 93H67V94H68ZM91 93H90V94H91ZM95 93H97V92H95ZM100 93H102V92L100 91L99 94H100ZM127 93H128V92H127ZM141 93H142V92H141ZM143 93L146 95L145 92H143ZM166 93H167V92H166ZM198 93H199V92H198ZM218 93H219V92H218ZM0 94H1V93H0ZM18 94H19V93H18ZM29 94H31V93L29 92ZM47 94H49V93H47ZM51 94H52V93H51ZM58 94H59V93H58ZM67 94H64V95H67ZM79 94H80V93H79ZM84 94H85V93H84ZM84 94H83V95H84ZM105 94H106V93H105ZM105 94L102 93L101 95H105ZM118 94H119V93H118ZM131 94H132V91H131ZM152 94H153V93H152ZM161 94H162V93H161ZM169 94H170V93H169ZM200 94H201V93H200ZM202 94H203V92H202ZM219 94H220V93H219ZM224 94H225V93H224ZM16 95H17V94H16ZM16 95H15V96H16ZM19 95H20V94H19ZM22 95H23V94H22ZM107 95H108V94H107ZM114 95H115V94H114ZM119 95H121V94H119ZM159 95H160V94H159ZM197 95H198V94H197ZM4 96H6V95H4ZM8 96H9V95H8ZM11 96H13V95H11ZM25 96H26V95H25ZM50 96H51V95L49 94V97H50ZM81 96H82V95H81ZM85 96H86V95H85ZM94 96H95V95H94ZM94 96H93V97H94ZM97 96H98V95H97ZM105 96H106V95H105ZM108 96H109V98H110V94H109ZM116 96L118 97L117 94H116ZM116 96H115V97H116ZM131 96H132V95H131ZM134 96H135V95H134ZM137 96H138V95H137ZM148 96H149V95H148ZM157 96H158V94H157ZM204 96H205V94H204ZM1 97H2V96H1ZM36 97H37V96H35V98H36ZM63 97H64V96H62V98H63ZM73 97H75V96H73ZM88 97H90V96H88ZM88 97H87V98H88ZM98 97H99V96H98ZM100 97H101V96H100ZM102 97H103V96H102ZM115 97H114V98H115ZM120 97H122V96H120ZM138 97H139V96H138ZM140 97H141V96H140ZM162 97H163V96H162ZM164 97H165V96H164ZM172 97H173V96H172ZM186 97H187V94H186ZM206 97H207V96H206ZM237 97H238V95H237ZM2 98H3V97H2ZM25 98H26V97H25ZM31 98H32V97H31ZM31 98H29V99H31ZM40 98H41V97H40ZM58 98H59V97H58ZM83 98H84V97H83ZM87 98H85V99H87ZM107 98H108V97H107ZM112 98H113V97H112ZM124 98H125V97H124ZM126 98H127V97H126ZM132 98H133V97H132ZM143 98H144V97H143ZM156 98H157V97H156ZM166 98H167V97H166ZM194 98H195V96H194ZM196 98H197V97H196ZM217 98H218V96H217ZM223 98H224V97H223ZM226 98H227V96H226ZM226 98H225V99H226ZM7 99H8V98H7ZM33 99H34V96H33ZM33 99H31V101H32ZM47 99H48V98H47ZM50 99L52 100V98H50ZM71 99H72V97H71ZM74 99H75V98H74ZM97 99H98V98H97ZM102 99H103V98H102ZM102 99H101V100H102ZM128 99H129V98H128ZM225 99H223V100H225ZM227 99H228V98H227ZM232 99H233V98H232ZM20 100H21V99H20ZM35 100H36V99H35ZM62 100H63V99H62ZM75 100H76V99H75ZM75 100H74V101H75ZM81 100H82V98H81ZM94 100H95V99H94ZM111 100H112V99H111ZM119 100L121 101V99H119ZM123 100H124V99H122V101H123ZM125 100H126V99H125ZM144 100H145V99H144ZM144 100H143V101H144ZM153 100H154V99H153ZM197 100H199V99H197ZM200 100H201V99H200ZM214 100H215V99H214ZM214 100H213V101H214ZM217 100H218V99H217ZM223 100H222V101H223ZM230 100H231V98H230ZM4 101H5V99H4ZM16 101H17V100H16ZM33 101H34V100H33ZM33 101H32V102H33ZM41 101H42V100H41ZM41 101H40V102H41ZM43 101H44V100H43ZM53 101H54V100H53ZM64 101H65V100H64ZM71 101H72V100H71ZM74 101H73V102H74ZM78 101H80V100H78ZM115 101H116V98H115ZM130 101H131V100H130ZM130 101H129V102H130ZM138 101H139V100H138ZM148 101H151V100H148ZM158 101L161 103L160 100H158ZM178 101H179V99H178ZM206 101H207V100H206ZM220 101H221V100H220ZM247 101H248V100H247ZM5 102H6V101H5ZM5 102H4V103H5ZM23 102H24V101H23ZM25 102H26V100H25ZM28 102H30V101H28ZM28 102H26V103L28 104ZM89 102H90L89 99H87V101L82 102V103H81L82 108H83L84 106L87 108V105H88V104H90V105L92 104V102H90V103H89ZM94 102H95V101H94ZM94 102H93V103H94ZM125 102H126V101H125ZM129 102H128V103H129ZM163 102L165 103V101H163ZM167 102H168V101H167ZM170 102H171V101H170ZM173 102H175V101H173ZM194 102H195V100H194ZM199 102L201 103V101H199ZM199 102H198L197 104H199ZM224 102H225V101H224ZM4 103H3V104H4ZM15 103H16V102H15ZM18 103H19V102H18ZM21 103H22V102H21ZM65 103H66V102H65ZM79 103H80V102H79ZM112 103H113V102H112ZM114 103H115V102H114ZM114 103H113V104H114ZM116 103H117V104H121V102H116ZM131 103H132V102H131ZM192 103H193V102H192ZM192 103L190 102V104H192ZM215 103H217V102H215ZM6 104H7V102H6ZM22 104H23V103H22ZM41 104H42V103H41ZM60 104H61V103H60ZM60 104H57V106H59ZM63 104H64V103H63ZM104 104H105V103H104ZM104 104H103V105H104ZM142 104H143V103H142ZM145 104H146V103H145ZM147 104H148V103H147ZM147 104H146V105H147ZM176 104H178V103H176ZM179 104H180V103H179ZM183 104H184V103H183ZM9 105H11V104H8L7 106H9ZM12 105H13V104H12ZM20 105H21V104H20ZM23 105H25V104H23ZM23 105H22V106H23ZM55 105H56V104H55ZM64 105L66 106V104H64ZM73 105H74V104H72L71 106H73ZM77 105H78V104H77ZM92 105H93V104H92ZM92 105H91V107H92ZM101 105H102V104H101ZM109 105H110V104H109ZM114 105H115V104H114ZM114 105H111V106H114ZM122 105H124V104H122ZM149 105H150V104H149ZM168 105H169V104H168ZM171 105H172V104H171ZM186 105H187V104H186ZM211 105H212V101H211ZM213 105H214V104H213ZM249 105H250V104H249ZM15 106H16V105H15ZM18 106H19V105H18ZM33 106H35V105H33ZM33 106H29V107H32V108H33ZM36 106H37V105H36ZM36 106H35V107H36ZM79 106H80V105H79ZM88 106H89V105H88ZM98 106H99V105H98ZM111 106H110V108H111ZM153 106H154V105H153ZM157 106H158V105H157ZM160 106H161V104H160ZM165 106H167V105H164V107H165ZM169 106H170V105H169ZM180 106H181V105H180ZM182 106H183V105H182ZM199 106H200V105H199ZM246 106H247V105H246ZM246 106H245V107H246ZM1 107H4V106H1ZM44 107H45V106H44ZM53 107H54V106H53ZM91 107H90V108H91ZM93 107H94V105H93ZM108 107H109V106H108ZM119 107H120V106H119ZM127 107H128V106H127ZM142 107H143V106H142ZM146 107H148V106H146ZM150 107H151V106H150ZM150 107H148V108H150ZM211 107H212V106H211ZM223 107H224V104H223ZM226 107H227V106H226ZM25 108H26V107H25ZM32 108H31V109H32ZM39 108H40V107H39ZM94 108H97V107H94ZM103 108H104V107H103ZM106 108H107V107H106ZM110 108H109V109H110ZM121 108H122V107H121ZM152 108H153V107H152ZM155 108H156V105H155ZM158 108L161 109V107H158ZM165 108H166V107H165ZM169 108H170V107H169ZM175 108H176V107H175ZM178 108H179V107H177V109H178ZM213 108H214V107H213ZM216 108H217V106H216ZM216 108H215V109H216ZM243 108H244V107H243ZM3 109H5V108H3ZM6 109H7V108H6ZM11 109H12V108H11ZM13 109H14V108H13ZM22 109H24V108H22ZM33 109H34V108H33ZM40 109H41V108H40ZM59 109H60V108H59ZM71 109H72V108H71ZM71 109H70V110L67 109V110H68V111H71ZM73 109H74V108H73ZM87 109H88V108H87ZM87 109H85V110H87ZM113 109H114V108H113ZM119 109H120V108H119ZM125 109H126V108H125ZM131 109H132V108H131ZM170 109H171V108H170ZM170 109H168V110L170 111ZM173 109H174V108H173ZM191 109H192V107H191ZM219 109H220V108H219ZM222 109L224 110V108H222ZM225 109H226V108H225ZM254 109H255V108H254ZM254 109H253V111H254ZM1 110H2V109H0V111H1ZM19 110H20V109H19ZM25 110H26V109H25ZM42 110H44V109H42ZM42 110H41V111H42ZM53 110H54V109H53ZM74 110H75V109H74ZM76 110H77V108H76ZM79 110L81 111V109H79ZM90 110H91V109H90ZM107 110H108V109H107ZM120 110H121V109H120ZM120 110H119V111H120ZM123 110H124V108H123ZM129 110H130V109H129ZM135 110H136V107H135ZM166 110H167V108H166ZM188 110H189V109H188ZM204 110H206V109L204 108ZM223 110H222V114H223ZM229 110H230V109H229ZM41 111H40V112H41ZM61 111L64 112L63 110H61ZM82 111H83V110H82ZM104 111H105V110H102L101 112L99 111L98 114L96 113L97 115L95 116V118H96V119L103 118V117H104V114H102V112H104ZM126 111H127V110H126ZM148 111H149V109H148ZM150 111H151V110H150ZM193 111H194V110H193ZM193 111L191 110V113H192ZM209 111H210V110H209ZM225 111H226V110H225ZM225 111H224V113H225ZM230 111H231V110H230ZM251 111H252V110H251ZM10 112H11V110H10ZM17 112H18V111H17ZM17 112H16V114H17ZM21 112H22V111H21ZM32 112H33V111H32ZM74 112H75V111H74ZM83 112H84V111H83ZM83 112H82V113H83ZM89 112H90V111H89ZM89 112H88V113H89ZM91 112H92V111H91ZM93 112L95 113V110H93ZM111 112H112V111H111ZM123 112H124V111H123ZM123 112H122V113H123ZM144 112H145V111H144ZM218 112H219V111H218ZM231 112H232V111H231ZM1 113H2V112H1ZM6 113H7V112H6ZM6 113H4V114H6ZM18 113H19V112H18ZM22 113H23V112H22ZM22 113H21V115H22ZM38 113H39V112H38ZM38 113H37V114H38ZM52 113H53L54 115L56 114V115L60 116L58 110H57V111H53ZM64 113H65V112H64ZM66 113H67V112H66ZM70 113H71V112H70ZM72 113H73V112H72ZM75 113H77V112H75ZM84 113H86V112H84ZM84 113H83V114H84ZM99 113H100V114H99ZM106 113H107V111H106ZM109 113H110V112L108 111V115H109ZM118 113H119V112H118ZM131 113H132V112H131ZM135 113H137V112H135ZM160 113H162V111H160ZM164 113H165V112H164ZM213 113H214V112H213ZM7 114H8V113H7ZM7 114H6V115H7ZM12 114H13V113H12ZM25 114H26V112H25ZM34 114H35V113H34ZM41 114H42V113H41ZM46 114H47V112H46ZM48 114H49V113H48ZM53 114H51V115L53 116ZM68 114H69V113H68ZM77 114H78V113H77ZM77 114H76V115H77ZM79 114H80V112H79ZM89 114H91V113H89ZM129 114H130V112H129ZM145 114H146V112H145ZM147 114L150 115V116L154 115V113H153L152 115L149 114V113H147ZM162 114H163V113H162ZM189 114H190V113H189ZM189 114H188V115H189ZM207 114H208V113H207ZM13 115H14V114H13ZM17 115H18V114H17ZM17 115H14V116H16V118H17V117H18ZM30 115H31V114H30ZM73 115H74V114H73ZM93 115H94V114H93ZM93 115L91 114L90 116H93ZM102 115H103V116H102ZM106 115H107V114H105V118L108 117V115H107V116H106ZM121 115H122V114H121ZM141 115H143V114H141ZM141 115H140V116H141ZM156 115H157V114H156ZM156 115H154V116H156ZM188 115H187V116H188ZM195 115H196V114H195ZM213 115H214V114H213ZM226 115L228 116V113H227ZM2 116H3V114H2ZM39 116H44V115H40V114H39ZM69 116H70V115H69ZM74 116H75V115H74ZM118 116H119V115H118ZM124 116H125V115H124ZM124 116H123V117H124ZM130 116H131V115H130ZM157 116H158V115H157ZM166 116H167V115H166ZM9 117H10V116H9ZM9 117H8V120H9ZM26 117H27V116H26ZM26 117H24V119H25ZM34 117H35V116H34ZM34 117H33V118H34ZM45 117H46V116H45ZM71 117H72V116H71ZM136 117H137V115H136ZM142 117H144V116H142ZM196 117H197V116H196ZM198 117H199V116H198ZM208 117H209V116H208ZM223 117H224V116H223ZM229 117H230V116H229ZM229 117H228V118H229ZM13 118H14V117H13ZM16 118H15V119H16ZM55 118H56V117H55ZM73 118H74V117H73ZM73 118H72V119H73ZM105 118H104V119H105ZM151 118H152V117H151ZM153 118H154V117H153ZM157 118H158V117H157ZM161 118H162V117H161ZM170 118H171V117H170ZM199 118H200V117H199ZM209 118H210V117H209ZM224 118H225V117H224ZM1 119H2V118H1ZM4 119H5V116H4ZM22 119H23V118H22ZM24 119H23V120H24ZM31 119H32V117H31ZM48 119H49V118H48ZM51 119H52V118H51ZM72 119H71V121H72ZM75 119L78 120L77 117H75ZM114 119H115V118H114ZM121 119H122V117H121ZM141 119H142V118H141ZM159 119H160V118H159ZM187 119H189V118H187ZM212 119H213V118H212ZM244 119H245V117H244ZM32 120H33V121H30V119H29V120H27V121H28L27 123H25L24 125L19 126L18 128H16V131H18L17 133L20 135V137H21V139H22V143H23V144H22V143H21V144H22V146L25 145V147L28 146V145H26V144H27V142H29V139H30V137H29V135H30V134H29V132H30V131H29V128L32 127V126H31V125H32L31 123H33L35 120H38V121H39V125H42L41 120H40V117H39L38 119H36V117H35V119H32ZM44 120H45V119H44ZM55 120H56V119H55ZM58 120H59V119H58ZM68 120H69V119H68ZM77 120H76V121H77ZM83 120L85 121L84 118H83ZM110 120H112V119H110ZM116 120H118V117H117ZM126 120H127V119H126ZM126 120H125V121H126ZM129 120H130V119H129ZM129 120H127V121H129ZM134 120H135V119H134ZM161 120H162V119H161ZM263 120H264V119H263ZM11 121L13 122V120H11ZM14 121H16V120H14ZM21 121H22V120H20V122H21ZM24 121H25V120H24ZM29 121H30L31 123H30ZM46 121H47V120H46ZM49 121H50V120H49ZM53 121H54V120H53ZM59 121H60V120H59ZM96 121H99V120H96ZM163 121H164V117H163ZM165 121H166V120H165ZM213 121L215 122V119H214ZM255 121H256V120H255ZM261 121H262V120H261ZM3 122H4V121H3ZM5 122H6V121H5ZM5 122H4V123H5ZM7 122H8V121H7ZM57 122H58V121H57ZM81 122H82V121H81ZM100 122H101V121H99V123H100ZM122 122H123V121H122ZM134 122H135V121H134ZM137 122H138V120H137ZM139 122H140V120H139ZM139 122H138V123H139ZM144 122H145V120H144ZM167 122H170V121H167ZM200 122H201V121H200ZM239 122H240V121H239ZM0 123H1V122H0ZM21 123H22V122H21ZM35 123H36V122H35ZM37 123H38V122H37ZM46 123H49V122L47 121ZM46 123H45V124H46ZM62 123H63V121H62ZM72 123H73V122H72ZM74 123H75V122H74ZM77 123H78V121H77ZM77 123H76V124H77ZM145 123H146V122H145ZM161 123H163V122H161ZM188 123H189V122H188ZM195 123H196V121H195ZM198 123H199V122H198ZM201 123H202V122H201ZM201 123H200V124H201ZM212 123H213V122H212ZM212 123H211V124H212ZM243 123H244V122H243ZM246 123H247V121H246ZM2 124H3V123H2ZM10 124H11V123H10ZM17 124H19V123H17ZM33 124H34V123H33ZM50 124H52V122H51ZM68 124H69V123H68ZM76 124H75V125H76ZM78 124H79V123H78ZM78 124H77V125H78ZM106 124H107V122H106ZM115 124H116V123H115ZM121 124H123V123H121ZM129 124H130V123H129ZM149 124H150V123H149ZM157 124H158V123H157ZM263 124H264V123H263ZM263 124H262V125H263ZM0 125H1V124H0ZM54 125H55V124H54ZM59 125H60V124H59ZM69 125H70V124H69ZM71 125H72V124H71ZM108 125H109V124H107L106 126H108ZM146 125H148V124H146ZM164 125H165V124H164ZM213 125H214V123H213ZM213 125H212V126H213ZM246 125H247V124H246ZM7 126L10 127L9 125H7ZM11 126H12V125H11ZM14 126H15V125H14ZM33 126H34V125H33ZM56 126H57V125H56ZM56 126H55V127H56ZM88 126H89V125H88ZM109 126L111 127V125H109ZM137 126H138V125H137ZM137 126H136V127H137ZM142 126H143V125H142ZM167 126H168V125H167ZM174 126H175V124H174ZM176 126H177V125H176ZM199 126H200V125H199ZM210 126H211V125H210ZM210 126H209V127H210ZM212 126H211V127H212ZM2 127H3V126H2ZM35 127H36V125H35ZM52 127H53V126H52ZM124 127H126V125H125ZM128 127H129V126H128ZM130 127H131V125H130ZM161 127H162V126H161ZM169 127H170V126H169ZM49 128H50V127H49ZM56 128H57V127H56ZM56 128H55V129H56ZM75 128H77V126H75ZM99 128H100V127H99ZM105 128H106V127H105ZM108 128H109V127H108ZM108 128H107V129H108ZM150 128H151V127H150ZM163 128H164V126H163ZM166 128H167V127H166ZM2 129H3V128H2ZM13 129H15V127H14ZM35 129H36V128H35ZM53 129H54V128H53ZM53 129H52V130H53ZM68 129H69V126H68ZM87 129H88V127H87ZM90 129H91V128H90ZM96 129H97V128H96ZM103 129H104V128H103ZM133 129H134V128H133ZM137 129H138V128H137ZM168 129H169V128H168ZM176 129H177V128H176ZM212 129H213V128H212ZM4 130H5V128H4ZM38 130H40V129H38ZM61 130H62V128H61ZM61 130H60V131H61ZM65 130H66V129H65ZM76 130H78V129H76ZM104 130H105V129H104ZM108 130H109V129H108ZM110 130H111V129H110ZM126 130H127V129H126ZM151 130H152V128H151ZM183 130H184V129H183ZM210 130H211V129H210ZM35 131H37V130H35ZM68 131H69V130H68ZM88 131H89V130H88ZM124 131H125V130H124ZM133 131H136V130H133ZM140 131H141V130H140ZM147 131H148V130H147ZM161 131H162V130H161ZM217 131H218V130H217ZM9 132H10V131H9ZM37 132H38V131H37ZM37 132H36V133L34 132V133L37 134ZM41 132H42V131H41ZM51 132H52V131H51ZM66 132H67V131H66ZM66 132H65V134H66ZM69 132H70V131H69ZM89 132H90V131H89ZM100 132H101V131H100ZM104 132H105V131H104ZM115 132H116V131H115ZM119 132H120V131H119ZM122 132H123V131H122ZM128 132H130V131L128 130ZM137 132H138V131H137ZM143 132H144V131H143ZM151 132H152V131H151ZM155 132H156V131H155ZM155 132H154V133H155ZM162 132H163V131H162ZM165 132H166V131H165ZM211 132H212V131H211ZM5 133H6V132H5ZM39 133H40V132H39ZM45 133H46V132H45ZM62 133H63V132H62ZM71 133H72V132H71ZM81 133H82V132H81ZM111 133L114 134V132H111ZM120 133H121V132H120ZM126 133H127V132H126ZM131 133H132V132H131ZM145 133H146V131H145ZM148 133H149V132H148ZM157 133H158V132H157ZM157 133H156L155 135H157ZM166 133H167V132H166ZM166 133H165V134H166ZM168 133H169V132H168ZM178 133H179V132H178ZM178 133H177V135H178ZM182 133H183V132H182ZM200 133H201V132H200ZM9 134H10V133H9ZM31 134H32V132H31ZM51 134H52V133H51ZM53 134H54V133H53ZM60 134H61V133H60ZM83 134H84V132H83ZM88 134H89V133H88ZM97 134H99V133H97ZM97 134H95V137L97 136ZM101 134H102V132H101ZM103 134L105 135V133H103ZM123 134H124V133H123ZM123 134H122V135H123ZM160 134H161V132H160ZM170 134H171L170 136H172V133H170ZM186 134H187V133H186ZM195 134L197 135L198 133H195ZM5 135H6V134H5ZM15 135H16V134H15ZM42 135H43V134H42ZM55 135H56V132H55ZM66 135H68V134H66ZM70 135H71V134H70ZM129 135H130V134H129ZM141 135H142V134H141ZM144 135H145V134H144ZM144 135H142V136H144ZM149 135H150V134H149ZM155 135H153V136H155ZM166 135H169V134H166ZM173 135H175V134H173ZM206 135H207V134H206ZM219 135H220V134H219ZM3 136H4V135H3ZM8 136H9V135H8ZM10 136H11V135H10ZM33 136H34V135H33ZM36 136H37V135H35V137H36ZM51 136H52V135H51ZM99 136H100V134H99ZM105 136H106V135H105ZM124 136H125V138H127V137H126V134H125ZM142 136H141V137H142ZM197 136H198V135H197ZM197 136H196V137H197ZM199 136H200V135H199ZM199 136H198V137H199ZM208 136H209V133H208ZM215 136H216V134H215ZM222 136H223V135H222ZM222 136H221V137H222ZM11 137H12V136H11ZM54 137H55V136H54ZM60 137H61V136H60ZM80 137H82V135H81ZM101 137H102V136H101ZM108 137H109V136H108ZM108 137H107V138H108ZM120 137H121V135H120ZM157 137H158V136H157ZM161 137H162V134H161ZM200 137H201V136H200ZM203 137L205 138V136H203ZM206 137H207V136H206ZM213 137H214V135H213ZM217 137H218V136H217ZM217 137H216V138H217ZM5 138H6V137H5ZM13 138H14V140L16 139V137H13ZM45 138H47V137H45ZM70 138H71V137H70ZM70 138H69V139H70ZM75 138H77V137H74V139H75ZM88 138H90V137H88ZM97 138H98V137H97ZM99 138H100V137H99ZM99 138H98V139H99ZM122 138H123V140H124V137H122ZM122 138H120V139H122ZM152 138L154 139V137H152ZM152 138H151V139H152ZM166 138H167V137H166ZM171 138H172V137H171ZM174 138H175V136H174ZM174 138H172V139H174ZM204 138H203V140H204ZM209 138H210V137H209ZM211 138H212V137H211ZM223 138L225 139V137H223ZM11 139H12V138H10V140H11ZM32 139L34 140L35 138H32ZM50 139H51V138H50ZM50 139H49V140H50ZM53 139H54V138H53ZM59 139H60V138H59ZM74 139H72L73 142H74ZM77 139H78V138H77ZM82 139H83V138H82ZM82 139H80V140L82 141ZM101 139H102V138H101ZM114 139H115V138H114ZM129 139H130V138H129ZM139 139H141V138H139ZM139 139H138V140H139ZM149 139H150V138H149ZM151 139H150V140H151ZM161 139H162V138H161ZM164 139H165V138H164ZM167 139H168V138H167ZM221 139H222V138H221ZM37 140H38V138H37ZM41 140H42V139H41ZM49 140H48V141H49ZM57 140H58V139H57ZM61 140H62V139H61ZM63 140H64V139H63ZM63 140H62V141H63ZM66 140H67V138H66ZM86 140H87V137H86ZM90 140H91V139H90ZM102 140H103V139H102ZM107 140L109 141V139H107ZM162 140H163V139H162ZM168 140H169V139H168ZM196 140H197V139H196ZM205 140H206V139H205ZM213 140H214V139H213ZM1 141H2V140H1ZM8 141H9V140H8ZM30 141H31V140H30ZM39 141H40V140H39ZM50 141H51V140H50ZM70 141H71V139H70ZM75 141H77V140H75ZM96 141H97V140H96ZM96 141H95V142H96ZM113 141H114V140H113ZM117 141H118V140H117ZM117 141H116V142H117ZM124 141L128 142L129 140L127 139V140H124ZM148 141H149V140H148ZM148 141L146 140V142H148ZM158 141H160V140H158ZM206 141H207V140H206ZM208 141H209V140H208ZM5 142H6V141H5ZM5 142H4V143H5ZM14 142H15V141H14ZM36 142L38 143V141H36ZM40 142H41V141H40ZM44 142H45V141H44ZM51 142H52V141H51ZM53 142H54V141H53ZM67 142H69V141H67ZM103 142H104V141H103ZM126 142H125V143H126ZM133 142H134V141H133ZM135 142H136V140H135ZM140 142H141V141H140ZM152 142H153V140H152ZM164 142H166V141H164ZM164 142L162 141V143H164ZM174 142H175V140H174ZM174 142H172V144H173ZM41 143H42V142H41ZM61 143L64 144L63 142H61ZM74 143H75V142H74ZM79 143H80V142H79ZM89 143H90V142H89ZM110 143H111V142H110ZM110 143H109V144H110ZM117 143H118V142H117ZM136 143H137V142H136ZM138 143H139V142H138ZM148 143H149V142H148ZM162 143H161V144H162ZM204 143H205V142H204ZM210 143H211V142H210ZM7 144H8V142H6V145H7ZM17 144H18V143H17ZM19 144H20V143H19ZM46 144H47V143H46ZM52 144H53V143H52ZM54 144H55V143H54ZM68 144H69V143H68ZM77 144H78V143H77ZM81 144H82V142H81ZM92 144H93V142H92ZM92 144H91V145H92ZM96 144H97V143H96ZM96 144H95V145H96ZM109 144H108V145H109ZM114 144H115V143H114ZM133 144H134V143H133ZM140 144H141V143H140ZM152 144H153V143H152ZM161 144H160V145H161ZM172 144H171V145H172ZM1 145H2V144H1ZM14 145H15V144H14ZM32 145H33V144H32ZM35 145H36V144H35ZM47 145H48V144H47ZM60 145H61V144H60ZM60 145H59V147H60ZM71 145H73L72 142H71ZM95 145H93V147H94ZM103 145H104V143H103ZM127 145H128V144H127ZM131 145H132V144H131ZM162 145H164V144H162ZM207 145H208V143H207ZM215 145H217V144H215ZM8 146H9V145H8ZM17 146H18V145H17ZM17 146H16V147H17ZM22 146H21V147H22ZM62 146H63V145H62ZM75 146H76V144H75ZM109 146H112V147H113L114 145H109ZM115 146H116V144H115ZM120 146H121V144H120ZM128 146H129V145H128ZM137 146H138V145H137ZM152 146H153V145H152ZM155 146H157V145H155ZM166 146H167V145H166ZM176 146H177V145H176ZM176 146H175V147H176ZM220 146H221V144H220ZM16 147H15V148H16ZM21 147H19V148H21ZM35 147H36V146H34V148H35ZM40 147H41V146H40ZM45 147H46V146H45ZM67 147L71 148L72 146H71V147H70V146H67ZM93 147H92V148H93ZM99 147H101V146H99ZM106 147H108V146H106ZM123 147H124V146H123ZM134 147H136V146H134ZM164 147H165V146H164ZM167 147H168V146H167ZM215 147H216V146H215ZM215 147H214V148H215ZM218 147H219V146H218ZM11 148H12V147H11ZM19 148H17V149H19ZM50 148H51V147H49V149H50ZM61 148H62V147H61ZM73 148H74V147H73ZM73 148H72V149H73ZM117 148H118V146H117ZM125 148H126V147H125ZM143 148H144V146L142 147V150H144ZM151 148H152V147H151ZM153 148H154V146H153ZM158 148H159V147H158ZM177 148H178V147H177ZM177 148H176V149H177ZM209 148H210V147H209ZM1 149H2V148H1ZM67 149H68V148H67ZM94 149H95V147H94ZM103 149H104V147H103ZM105 149H106V148H105ZM121 149H122V147H121ZM121 149H120V150H121ZM123 149H124V148H123ZM132 149H133V148H132ZM146 149H147V147H146ZM159 149H160V148H159ZM159 149H158V150H159ZM161 149H162V148H161ZM172 149H173V148H172ZM193 149H195V148H193ZM13 150H14V149H13ZM21 150L23 151V150H24V147H23ZM33 150H34V149H33ZM37 150H38V149H37ZM45 150H46V149H45ZM55 150H56V149H55ZM55 150H54V151H55ZM64 150H65V152H66V149H64ZM68 150H69V149H68ZM89 150H91V148H90ZM127 150H128V148H127ZM136 150H137V149H136ZM152 150H153V149H152ZM154 150H155V149H154ZM162 150H163V149H162ZM165 150H166V148H165ZM182 150H183V149H182ZM182 150H181V151H182ZM215 150H216V149H215ZM215 150H214L213 152H215ZM225 150H226V149H225ZM74 151H77V150L74 149ZM82 151H83V150H82ZM82 151H81V152H82ZM101 151H102V148H101ZM109 151H110V149H109ZM109 151H108V152H109ZM122 151H123V150H122ZM132 151H133V150H132ZM138 151H139V150H137V152H138ZM150 151H151V150H150ZM175 151H176V150H175ZM209 151H210V150H209ZM12 152H13V151H12ZM12 152H8V153L11 154ZM14 152H15V151H14ZM14 152H13V154H14ZM43 152L46 153V152H48V151L46 150V151H43ZM55 152H59V150H58V151H55ZM68 152H69V151H68ZM102 152L104 153V151H102ZM114 152H116V151H114ZM139 152H140V151H139ZM139 152H138V155H139ZM145 152H147V151H145ZM151 152H152V151H151ZM155 152H156V150H155L153 153H155ZM164 152H165V151H164ZM168 152H169V151L166 152L167 155L169 154ZM188 152H189V151H188ZM220 152H222V151H220ZM220 152H219V153H220ZM223 152H224V150H223ZM227 152H228V151H227ZM8 153H7V154H8ZM34 153H35V152H34ZM53 153H54V152H53ZM61 153H62V151H61ZM66 153H67V152H66ZM74 153H75V152H74ZM74 153H73V154H74ZM93 153H94V152H93ZM100 153H101V152H100ZM125 153H126V152H125ZM134 153H135V152H134ZM182 153H183V152H182ZM190 153H191V152H190ZM63 154H65V153H63ZM67 154L69 155V153H67ZM67 154H66V156H68ZM73 154H72V155H73ZM75 154H76V153H75ZM104 154H105V153H104ZM121 154H122V153H121ZM123 154H124V153H123ZM123 154H122V156L124 157ZM136 154H137V153H136ZM163 154H164V153H163ZM180 154H181V153H180ZM185 154H186V153H185ZM4 155H5V154H4ZM4 155H2L1 157H3ZM11 155H12V154H11ZM35 155H36V154H35ZM39 155H40V154H39ZM41 155H42V154H41ZM51 155H52V154H51ZM51 155L49 154V156H51ZM77 155H78V153H77ZM77 155H76L77 158H76L75 160H77L76 162H79V161H81V160H79V158H78ZM108 155H109V154H108ZM108 155H105V156H108ZM113 155H114V157H117V156H118L117 153H116V154L113 153L112 156H113ZM115 155H117V156H115ZM131 155H132V154H131ZM143 155L146 156V153L144 154V151H143ZM143 155H142L141 157H143ZM147 155H148V153H147ZM152 155H153V154H152ZM157 155H158V154H157ZM188 155H189V154H188ZM220 155H221V154H220ZM223 155H224V153H223ZM16 156H17V155H16ZM16 156H15V157H16ZM24 156H25V155H24ZM61 156H62V154L60 155V157H61ZM69 156H71V154H70ZM74 156H75V155H74ZM74 156H73L72 159H74ZM89 156H91V154H89ZM105 156H104V157H105ZM133 156H134V155H133ZM133 156H132V158H133ZM155 156H156V155H155ZM155 156H154V157H155ZM159 156H160V150H159ZM159 156H157V159H158ZM178 156L181 157V155H178ZM186 156H187V155H186ZM186 156H185V157H186ZM216 156H217V154H216ZM1 157H0V159H1ZM35 157H37V156H35ZM45 157H46V156L44 155V159H45ZM82 157H83V161H84V156H82ZM86 157H87V156H86ZM92 157H93V156H92ZM104 157H103V158H104ZM119 157H120V156H119ZM127 157H128V156H127ZM163 157H164V155H163ZM163 157L161 156L160 158H163ZM179 157H178V159H179ZM223 157H224V156H223ZM7 158H8V157H7ZM9 158H10V157H9ZM28 158H29V156H28ZM32 158H33V157H32ZM32 158H31V161H32ZM39 158H40V157H39ZM49 158H50V157H49ZM51 158H52V157H51ZM62 158H63V157H62ZM88 158H91V157H88ZM96 158H97V157H96ZM103 158H102V159H103ZM117 158H118V157H117ZM147 158H148V157H147ZM160 158H159V159H160ZM181 158H182V157H181ZM225 158H226V157H224L223 159H225ZM29 159H30V158H29ZM41 159H42V158H41ZM54 159H55V157H54ZM64 159H66V158H63V160H64ZM67 159H69V157H68ZM70 159H71V157H70ZM85 159H86V158H85ZM115 159H116V158H115ZM129 159H130V158H129ZM140 159H141V158H140ZM163 159L165 160L166 158H163ZM217 159H218V158H217ZM6 160H7V159H6ZM20 160H21V159H20ZM35 160H36V159H35ZM78 160H79V161H78ZM91 160H92V159H91ZM93 160H94V159H93ZM97 160H99V159H97ZM97 160H96V161H97ZM124 160L128 161L127 158H126V159L124 158ZM130 160H131V159H130ZM130 160H129V161H130ZM152 160H153V158H152ZM152 160H151V161H152ZM160 160H161V159H160ZM164 160H163V161H164ZM220 160H221V159H220ZM0 161H1V160H0ZM15 161H16V160H15ZM39 161H40V160H39ZM61 161H62V160H61ZM72 161H73V160H72ZM89 161H90V160H89ZM96 161H95V162H96ZM106 161H107V160H106ZM106 161H105V162H106ZM119 161H120V160H119ZM134 161L137 162L135 159H134ZM147 161H148V160H147ZM165 161H166V160H165ZM175 161H176V160H175ZM183 161H184V160H183ZM7 162H8V161H7ZM22 162H23V161H22ZM25 162H26V161H25ZM32 162H33V161H32ZM41 162H42V160H41ZM51 162H52V160H51ZM51 162H50V160H49V163H51ZM53 162H54V161H53ZM56 162H57V161H55V163H56ZM62 162L64 163V161H62ZM66 162H67V161L65 160V163H66ZM76 162H75V163H76ZM93 162H94V161H93ZM93 162H92V163H93ZM95 162H94V163H95ZM98 162H99V161H97V163H98ZM101 162H102V161H101ZM101 162H99V163L102 164L103 162H102V163H101ZM114 162H115V161H114ZM116 162H118V161L116 160ZM152 162H154V161H152ZM161 162H162V161H161ZM173 162H174V161H173ZM184 162H186V161H184ZM3 163H4V162H3ZM5 163H6V162H5ZM8 163H9V162H8ZM18 163H19V162H18ZM18 163H17V164H18ZM27 163H28V162H27ZM43 163H44V162H43ZM43 163H42V164H43ZM75 163H74V164H75ZM80 163H81V162H79V165H80ZM108 163H109V162H108ZM122 163H123V161H122ZM127 163H129V162H127ZM143 163L145 164V162H143ZM154 163H156V161H155ZM157 163H159V166H160V164L162 165V163H160V161L158 162V160H157ZM163 163H164V162H163ZM166 163H167V162H166ZM6 164H7V163H6ZM6 164H5V165H6ZM14 164H15V163H14ZM14 164H13V165H14ZM23 164H25V163H23ZM23 164H22V165H23ZM69 164H70V166H71L72 163H69ZM69 164H68V165H69ZM82 164H84V163H82ZM100 164H99V168L101 167ZM106 164H107V163H106ZM117 164H118V163H117ZM135 164H136V163H135ZM147 164H148V163H147ZM168 164H169V163H168ZM5 165H4V166H5ZM19 165H20V164H19ZM25 165H26V164H25ZM33 165H34V164H33ZM43 165H44V164H43ZM90 165H92V164H90ZM97 165H98V164H97ZM104 165H105V164H104ZM111 165L113 166L112 161H111ZM119 165H120V164H118V167H120ZM141 165H143V164H141ZM150 165H151V164H150ZM154 165H155V164H154ZM189 165H190V164H189ZM11 166H12V165H11ZM15 166H16V165H15ZM28 166H29V165H28ZM46 166H47V164H46ZM88 166H89V164H88ZM130 166H131V165H130ZM137 166H139V165H137ZM146 166H147V165L145 164V167H146ZM155 166H158V165H155ZM159 166H158V167H159ZM169 166H170V164H169ZM172 166H173V165H172ZM190 166H191V165H190ZM237 166H238V165H237ZM44 167H45V166H44ZM81 167H82V166H81ZM84 167L86 168V172H87V166H84ZM92 167H93V166H92ZM97 167H98V166H97ZM103 167H104V166H103ZM107 167H108V166H107ZM116 167H117V166H116ZM118 167H117V168H118ZM134 167H135V165H134ZM134 167H133V168H134ZM140 167H141V166H140ZM140 167H139V168H140ZM16 168H17V167H16ZM16 168H14L15 171H16ZM28 168H29V167H28ZM28 168H27V169H28ZM41 168H42V167H41ZM66 168H67V167H65V169H66ZM71 168H72V167H71ZM93 168H94V167H93ZM99 168H98V169H99ZM111 168H112V167H111ZM111 168H110V169H111ZM142 168H143V167H142ZM152 168H153V167H152ZM159 168H160V167H159ZM170 168H171V167H170ZM172 168H173V167H172ZM238 168H239V166H238ZM241 168H242V167H241ZM5 169H6V167H5ZM8 169H9V168H8ZM10 169H11V168H10ZM25 169H26V168H25ZM89 169H90V168L88 167V170H89ZM91 169H92V168H91ZM101 169H102V168H101ZM107 169H108V168H107ZM110 169H109V170H110ZM121 169H122V167H121ZM177 169H178V168H177ZM187 169H189V167H188ZM6 170H7V169H6ZM30 170H31V169H30ZM33 170H34V169H33ZM56 170H57V169H56ZM83 170H84V169H83ZM83 170H82V171H83ZM95 170L97 171L96 168H95ZM99 170H100V169H99ZM109 170H108V171H109ZM148 170H150V168H148ZM153 170H154V169H153ZM164 170H165V168H164ZM167 170H169L168 167H167ZM167 170H166V171H167ZM173 170H174V169H173ZM178 170H179V169H178ZM191 170H192V169H191ZM26 171H27V170H26ZM26 171H25V172H26ZM35 171H36V170H35ZM40 171H42V169H40ZM57 171H58V170H57ZM62 171H64V170H62ZM78 171H80V170H78ZM104 171H105V169H104ZM115 171H116V170H115ZM131 171H132V170H131ZM143 171H144V173H145V170H144V169H143ZM160 171H161V170H160ZM182 171H183V170H182ZM184 171H185V170H184ZM184 171H183V172H184ZM187 171H188V170H187ZM211 171H212V170H211ZM5 172H6V171H5ZM9 172H10V171H9ZM13 172H14V171H13ZM20 172H24V171H21V170H20ZM31 172H32V171H31ZM33 172H34V171H33ZM59 172H60V171H59ZM69 172H70V171L68 170L66 173H69ZM86 172H83V173H86ZM89 172H90V171H89ZM110 172H111V171H110ZM119 172H120V171H119ZM134 172H135V171H134ZM138 172H139V171H138ZM138 172H137V173H138ZM161 172H162V171H161ZM170 172H171V171H170ZM175 172H176V171H175ZM178 172H179V171H178ZM37 173H38V172H37ZM45 173L47 174V172H45ZM71 173H72V172H71ZM76 173H77V172H76ZM76 173H73V175L76 174ZM79 173H80V172H79ZM79 173H78V174H79ZM97 173H98V172H97ZM124 173H125V172H124ZM147 173H148V172H147ZM149 173H150V172H149ZM149 173H148V175H149ZM164 173H165V172H164ZM166 173H167V172H166ZM172 173H173V172H172ZM187 173H190V171L187 172ZM194 173L196 174V171H195ZM199 173H200V172H199ZM202 173H204V172H201V174H202ZM15 174H16V173H15ZM15 174H14V175H15ZM30 174H31V173H30ZM39 174H40V173H39ZM58 174H59V173H58ZM58 174H57V175H58ZM78 174H77V175H78ZM88 174H89V173H88ZM91 174H93V173L91 172ZM108 174H109V173H108ZM108 174H107V175H108ZM119 174H120V173H119ZM119 174H118V175H119ZM132 174H133V173H132ZM134 174H135V173H134ZM158 174H159V173H158ZM167 174H169V173H167ZM183 174H185V173H183ZM195 174H194V176H195ZM197 174H198V173H197ZM204 174H205V173H204ZM216 174H218V173H216ZM6 175H7V174H6ZM16 175H17V174H16ZM19 175H20V174H19ZM19 175H18V176H19ZM48 175H49V174H48ZM57 175H56V176H57ZM77 175H76V176H77ZM79 175H80V174H79ZM85 175H86V174H85ZM122 175H123V174H122ZM124 175H125V174H124ZM136 175H137V174H136ZM173 175H174V174H173ZM173 175H172L171 177H174ZM175 175H176V174H175ZM178 175H181V174H178ZM213 175H214V172H213ZM20 176H21V175H20ZM20 176H19V177H20ZM28 176L30 177V175H28ZM36 176H37V175H36ZM36 176H35V177H36ZM45 176H46V175H45ZM49 176H50V175H49ZM69 176L72 177L71 174H70ZM87 176H88V175H87ZM87 176H86V177H87ZM105 176H106V174H105ZM133 176H134V175H133ZM138 176H139V174H138ZM143 176H144V175H143ZM156 176H157V175H156ZM156 176L154 175V177H156ZM159 176H160V175H159ZM159 176H158V177H159ZM164 176H165V175H164ZM164 176H163V177H164ZM166 176H167V175H166ZM182 176H184V175H182ZM205 176H206V175H205ZM207 176H208V175H207ZM9 177H10V176H9ZM26 177H27V176H26ZM26 177H25V178H26ZM32 177H33V175H32ZM59 177H60V175H59ZM61 177H62V176H61ZM78 177H79V176H78ZM78 177H77V178H78ZM82 177H83V176H82ZM82 177H81V178H82ZM103 177H104V176H103ZM112 177H113V175H112ZM141 177H142V176H141ZM175 177H176V176H175ZM179 177H180V176H179ZM184 177H185V176H184ZM195 177H197V176H195ZM6 178H7V177H6ZM14 178H16V177H14ZM17 178H18V177H17ZM17 178H16V179H17ZM21 178H22V176H21ZM43 178H44V177H42V179H43ZM77 178H74V179H77ZM81 178H80V179H81ZM87 178H88V177H87ZM144 178H145V177H144ZM146 178H148V176H147ZM156 178H157V177H156ZM156 178H154V179H156ZM166 178H169V177H166ZM180 178H181V177H180ZM203 178H204V177H203ZM221 178H222V177H221ZM4 179H5V178H4ZM4 179H2V180H4ZM39 179H40V178H39ZM47 179H48V178H47ZM50 179H52V178H50ZM50 179H49V180H50ZM57 179H58V177H57ZM70 179H71V178H70ZM74 179H73V180H74ZM103 179H104V178H103ZM105 179H106V178H105ZM121 179L123 180V178H121ZM128 179H129V176H128ZM130 179H131V176H130ZM133 179H134V178H133ZM133 179H132V180H133ZM136 179H137V178H136ZM162 179H163V178H162ZM195 179H196V178H195ZM195 179H193V180H195ZM200 179H202V178L200 177ZM204 179H205V178H204ZM29 180H31V178H30V179L28 178V181H29ZM40 180H41V179H40ZM84 180H85V179H84ZM84 180H83V181H84ZM87 180H88V179H87ZM87 180H86V181H87ZM91 180H92V177H91ZM91 180H90V181H91ZM106 180H108V179H106ZM119 180H120V178H119ZM139 180H140V178H139ZM145 180H146V179H145ZM147 180H148V179H147ZM175 180H176V179H175ZM211 180H212V179H211ZM217 180H218V179H217ZM15 181H16V180H15ZM28 181H27V183H28ZM50 181H51V180H50ZM61 181H62V180H61ZM61 181H58V182H57V185H58V184H61V183H59V182H61ZM102 181H103V180H102ZM114 181H115V180H114ZM135 181H136V180H135ZM148 181H149V180H148ZM154 181H155V180H154ZM160 181H162V180H159L158 183L155 181V183H157V184L159 185V182H160ZM166 181H167V180H166ZM170 181H171V180L169 179V182H170ZM220 181H221V180H220ZM5 182H6V181H5ZM12 182H13V180H12ZM16 182H17V181H16ZM25 182H26V180H25ZM30 182H31V181H30ZM36 182H37V181H36ZM38 182H39V181H38ZM38 182H37V183H38ZM40 182H42V180H41ZM72 182H74V181H72ZM96 182H98V181H96ZM99 182H100V181H99ZM103 182H104V181H103ZM107 182H108V181H107ZM109 182H110V181H109ZM109 182H108V183H109ZM111 182H113V181H111ZM121 182H122V181H121ZM127 182H128V181H127ZM129 182H130V181H129ZM132 182H133V181H132ZM137 182H138V181H137ZM137 182H136V183H137ZM188 182H190V181H188ZM191 182H192V181H191ZM196 182H197V180H196ZM198 182H199V181H198ZM7 183H8V182H7ZM9 183H10V182H9ZM23 183H24V182H23ZM65 183H67V182H65ZM83 183H84V182H83ZM134 183H135V182H134ZM143 183H145V182H143ZM155 183H154V184H155ZM161 183H162V182H161ZM161 183H160V184H161ZM10 184H11V183H10ZM14 184H15V183H14ZM25 184H26V183H25ZM28 184H29V183H28ZM30 184H32V183H30ZM39 184H43V183H39ZM52 184H54V183H52ZM73 184H74V183H73ZM76 184H77V183H76ZM78 184H79V186H81L80 183H78ZM93 184H94V183H93ZM93 184H92V185H93ZM102 184H103V183H102ZM137 184H138V183H137ZM148 184H149V183H148ZM152 184H153V183H152ZM169 184H170V183H169ZM176 184H177V183H176ZM176 184H175V185H176ZM192 184H194V183H191V185H192ZM195 184H196V183H195ZM8 185H9V184H8ZM21 185H22V184H21ZM21 185H20V186H21ZM37 185H38V184H37ZM65 185H66V184H65ZM67 185H68V184H67ZM67 185H66V186H67ZM92 185H91V187H92ZM95 185H98V186L100 187V185H99L98 183H97V184L95 183ZM103 185H104V184H103ZM112 185H113V183H112ZM118 185H120V184H118ZM155 185H156V184H155ZM155 185H154V186H155ZM170 185L172 186V184H170ZM5 186H6V185H5ZM14 186H15V185H14ZM28 186H29V185H28ZM40 186H41V185H40ZM42 186H43V185H42ZM48 186H49V185H48ZM58 186H59V185H58ZM71 186H72V185H71ZM107 186H108V185H107ZM120 186H121V185H120ZM120 186H119V187H120ZM124 186H125V185H124ZM151 186H152V185H151ZM151 186H150V187H151ZM159 186L161 187L162 184L159 185ZM9 187H11V186L9 185ZM21 187H22V186H21ZM25 187H26V186H25ZM25 187H24V188H25ZM36 187H37V186H36ZM52 187H54V186L52 185ZM63 187H64V186H63ZM67 187H68V186H67ZM67 187H64V188L66 189ZM91 187H90V188H91ZM93 187H94V186H93ZM93 187H92V188H93ZM95 187H96V186H95ZM109 187H110V185H109ZM109 187H108V188H109ZM117 187H118V186H117ZM162 187H163V186H162ZM162 187H161V188H162ZM172 187H173V186H172ZM172 187H171V188H172ZM178 187H179V186H178ZM0 188H1V187H0ZM55 188L57 189L56 186H55ZM68 188H69V187H68ZM112 188H113V187H112ZM151 188H152V187H151ZM154 188H159V187H154ZM161 188H160V189H161ZM189 188H190V186H189ZM7 189H8V188H7ZM7 189H6V190H7ZM9 189H10V188H9ZM17 189H18V188H17ZM61 189H62V188H61ZM93 189H94V188H93ZM99 189H101V188H98V192H99ZM102 189H103V188H102ZM105 189H106V188H105ZM123 189H124V187H123ZM125 189H126V188H125ZM125 189H124V190H125ZM160 189H158V190H160ZM167 189H168V188H167ZM183 189H184V188H183ZM185 189H188V188H185ZM185 189H184V190H185ZM190 189H191V188H190ZM1 190H2V188H1ZM14 190H15V189H14ZM24 190H25V189H24ZM28 190H29V189H28ZM32 190H33V189H32ZM39 190H40V189H39ZM53 190H55V189H53ZM59 190H60V188H59ZM67 190H68V189H67ZM108 190H109V189H108ZM124 190H121V191L123 192ZM128 190H130V189H128ZM152 190H153V189H152ZM156 190H157V189H156ZM156 190H154V192H155ZM158 190H157V191H158ZM161 190H162V189H161ZM165 190H166V189H165ZM165 190H164V193H165ZM175 190H176V188H175L173 191H175ZM3 191H4V190H3ZM22 191H23V190H22ZM36 191H38V190H36ZM46 191H48V190H46ZM60 191H61V190H60ZM65 191H66V190H65ZM65 191H64V192H65ZM90 191H91V190H90ZM106 191H107V190H105V192H106ZM112 191H114V190H112ZM115 191H116V190H115ZM131 191H132V189H131ZM131 191H129V192H130V193H128L129 195L131 194ZM148 191H149V190H148ZM148 191H147V192H148ZM173 191H172V192H173ZM186 191H187V190H186ZM186 191H185V192H186ZM8 192H9V190H8ZM24 192H25V191H24ZM38 192H39V191H38ZM48 192H49V191H48ZM57 192H58V191H57ZM73 192H74V190H73ZM93 192H94V191H93ZM95 192H96V191H95ZM107 192H108V191H107ZM124 192H125V191H124ZM159 192H161V191H159ZM185 192H184V193H185ZM188 192H189V191H188ZM188 192H187V194H189ZM195 192H196V191H195ZM1 193H2V192H1ZM13 193H14V192H12V194H13ZM20 193H21V192H20ZM20 193H19V190H18V194H19V195H22V194H20ZM32 193H33V192H31V194H32ZM50 193H51V192H50ZM111 193H112V192H111ZM116 193H117V191H116ZM141 193H142V192H141ZM150 193H151V191H150ZM152 193H153V192H152ZM152 193H151V194H152ZM173 193H174V192H173ZM173 193H172V194H173ZM184 193H183V195H184ZM18 194H17V196H18ZM31 194H30V195H31ZM33 194H34V193H33ZM57 194H58V193H57ZM71 194H73V193H70V195H71ZM91 194H92V193H91ZM107 194H108L107 197L109 198V193H107ZM120 194H121V193H120ZM132 194H133V193H132ZM132 194H131V195H132ZM147 194H148V193H147ZM159 194H161V193H159ZM174 194H175V193H174ZM193 194H195V193H193ZM0 195H1V194H0ZM34 195H35V194H34ZM58 195H60V194H58ZM80 195H81V194H80ZM85 195H86V194H85ZM100 195H101V193H100ZM104 195H106V193H105ZM104 195H103V196H104ZM112 195H113V194H112ZM121 195H122V194H121ZM134 195H135V194H134ZM137 195H138V194H137ZM167 195H168V194H167ZM9 196H10V195H9ZM14 196H15V194H14ZM17 196H16V197H17ZM64 196H65V193H64ZM71 196H73V195H71ZM101 196H102V195H101ZM101 196H100V197H101ZM125 196H126V195H125ZM132 196H133V195H132ZM152 196H153V195H152ZM152 196H150V197H152ZM164 196H165V195H164ZM168 196H169V195H168ZM185 196H186V195H184V197H185ZM195 196H196V195H195ZM197 196H198V195H197ZM197 196H196V197H197ZM2 197H3V196H2ZM10 197H11V196H10ZM10 197H9V198H10ZM18 197H19V196H18ZM23 197H24V196H23ZM40 197H41V196H40ZM51 197H52V196H51ZM69 197H70V196H69ZM85 197H86V196H85ZM92 197H93V196H92ZM110 197H111V196H110ZM121 197H122V196H120V198H121ZM138 197H139V195H138ZM150 197H149V198H150ZM184 197H183V198H184ZM189 197H190V195H189ZM192 197H193V196H192ZM196 197H195V200H196ZM4 198H5V197H4ZM19 198H20V197H19ZM34 198H35V197H34ZM52 198H53V197H52ZM59 198H60V196H59ZM82 198H83V197H81V199H82ZM127 198H128V197H127ZM154 198H155V197H154ZM162 198H163V196H162L160 199L162 200ZM164 198H165V197H164ZM0 199H2V198L0 197ZM7 199H8V196H7ZM44 199H45V198H44ZM53 199H54V198H53ZM53 199H51V200H53ZM63 199H64V197H63ZM65 199H66V198H65ZM70 199H71V198H70ZM72 199L74 200V198H72ZM89 199H91V198H89ZM93 199H94V198H93ZM100 199H101V198H100ZM112 199H113V198H112ZM114 199H115V198H114ZM132 199H133V198H132ZM146 199H148V198H146ZM146 199H145V200H146ZM158 199H159V198H158ZM158 199H157V203H158ZM166 199L168 200V198H166ZM192 199H193V198H192ZM15 200H16V199H15ZM17 200H18V198H17ZM17 200H16V201H17ZM48 200H50V199H48ZM51 200H50V202H51ZM94 200H96V199H94ZM104 200H105V199H104ZM110 200H111V199H110ZM110 200H109V201H110ZM140 200H141V199H140ZM148 200H149V199H148ZM163 200H164V199H163ZM182 200H183V199H182ZM189 200H190V198H189ZM4 201H5V202H8V201H6V200H4ZM10 201H11V200H10ZM22 201H26V200H25V197H24V200H23V199L21 200V202H22ZM29 201H30V200H29ZM29 201H28V203H30ZM33 201H34V200H33ZM42 201H43V200H42ZM54 201H55V200H54ZM59 201H60V200H59ZM75 201H76V200H75ZM81 201H82V200H81ZM92 201H93V200H91V203L95 202V201H93V202H92ZM96 201H99V200H96ZM100 201H102V200H100ZM107 201H108V200H107ZM107 201H105V202L107 203ZM109 201H108V202H109ZM122 201H123V199H122ZM125 201H126V199H125ZM129 201H130V200H129ZM136 201L139 202L138 200H136ZM21 202H19V204H20ZM35 202H36V201H35ZM52 202H53V201H52ZM60 202H61V201H60ZM67 202H68V198H67ZM82 202H83V201H82ZM88 202H89V201H88ZM102 202H103V201H102ZM130 202H131V201H130ZM134 202H135V201H134ZM144 202H145V201H144ZM147 202H148V201H147ZM150 202H151V201H150ZM152 202H153V201H152ZM161 202H162V201H161ZM170 202H173V201L171 200ZM176 202H177V200H175V204H176ZM179 202H180V201H179ZM181 202H182V201H181ZM189 202H191V201H189ZM192 202H193V200H192ZM197 202H198V201H197ZM14 203H15V201H14ZM37 203H39V202L37 201ZM42 203H43V202H42ZM72 203H75V202L72 201ZM72 203H71V204H72ZM95 203L97 204V202H95ZM95 203L93 204L94 207H95ZM106 203H105V204H106ZM142 203H143V202H142ZM163 203H164V202H162V204H163ZM173 203H174V202H173ZM173 203H170V204L173 205ZM193 203H194V202H193ZM195 203H196V201H195ZM3 204H4V203H3ZM10 204H11V203H10ZM12 204H13V203H12ZM15 204H17V203H15ZM43 204H44V203H43ZM46 204H47V203H46ZM50 204H51V203H50ZM67 204H68V203L65 202V206H66ZM71 204H70V205H71ZM79 204H80V203H79ZM101 204H102V203H101ZM108 204H109V203H108ZM117 204H118V202H117ZM117 204H116V205H117ZM129 204H130V203H129ZM129 204H128V205H129ZM140 204H141V201H140ZM149 204H150V203H149ZM162 204H161V205H162ZM20 205H21V204H20ZM23 205H24V204H23ZM32 205H33V203H32ZM35 205H36V204H35ZM53 205H55V204H53ZM68 205H69V204H68ZM75 205H78V204L75 203ZM80 205H81V204H80ZM116 205H115V206H116ZM126 205H127V202H126ZM133 205H134V204H133ZM138 205H139V204H137L136 207H137ZM144 205H146V204H144ZM144 205H142V206H144ZM158 205H160V202L158 203ZM164 205H165V204H164ZM167 205H168V204H167ZM178 205H179V204H178ZM185 205H186V204H185ZM187 205H188V204H187ZM3 206H4V205H3ZM6 206H8V205H6ZM18 206H19V205H18ZM18 206H17V207H18ZM25 206H26V205H25ZM25 206H24V207H25ZM36 206H37V205H36ZM44 206H45V205H44ZM51 206H52V204H51ZM58 206H59V205H58ZM63 206H64V204H63ZM78 206H79V205H78ZM91 206H92V205H91ZM98 206H99V205H98ZM110 206L112 207L111 203L109 204V207H110ZM113 206H114V205H113ZM117 206H119V205H117ZM130 206H131V205H130ZM140 206H141V205H140ZM152 206H154V205H152ZM173 206H174V205H173ZM175 206H176V205H175ZM253 206H254V205H253ZM20 207H21V206H19V208H20ZM24 207H23V208H24ZM27 207H28V206H27ZM33 207H34V206H33ZM38 207H39V205H38ZM47 207L49 208L50 206H47ZM94 207H93V208H94ZM105 207H106V206H105ZM107 207H108V206H107ZM119 207L122 208L121 206H119ZM145 207H147V206H145ZM154 207H155V206H154ZM165 207H166V206H165ZM165 207H164V208H165ZM179 207H180V206H179ZM251 207H252V206H251ZM254 207H255V206H254ZM1 208H2V205H1ZM11 208H13V207H11ZM53 208H54V207H53ZM60 208H61V207H60ZM60 208H59V209H60ZM63 208H64V207H63ZM63 208H62V209H63ZM76 208L79 209V207H76ZM114 208H115V207H114ZM114 208H113V209H112V208H109V209H111V210H117V209H114ZM116 208H118V207H116ZM128 208H131V207H128ZM132 208H133V206H132ZM138 208H139V207H138ZM140 208H141V207H140ZM140 208H139V209H140ZM160 208H161V207L159 206V210H161ZM174 208H175V207H174ZM184 208H185V207H184ZM188 208H189V207H188ZM3 209H4V208H3ZM56 209H57V208H56ZM59 209H58V211H59ZM70 209H71V208H70ZM88 209H90V203H89V208H88ZM91 209H92V207H91ZM95 209H96V208H95ZM122 209H123V208H122ZM122 209H121V210H122ZM143 209H145V208H143ZM147 209H149V208H147ZM181 209H182V208H181ZM42 210H44V208H42ZM52 210H53V209H52ZM75 210H76V209H75ZM111 210H109V211H111ZM121 210H120V211H121ZM134 210H136L135 207H134ZM137 210H138V209H137ZM137 210H136V211H137ZM153 210H154V209L152 208L149 212H150L152 218H154V220H155V218H156V217H155V214H157V213H155ZM162 210H164V209H162ZM169 210H171V208H170ZM254 210H255V209H254ZM8 211H9V210H8ZM8 211H7V212H8ZM18 211H19V210H18ZM18 211H17V213H18ZM63 211H64V210H63ZM93 211H94V210L92 209V212H91V213H93ZM109 211H108V212H109ZM140 211H141V210H140ZM140 211H139V212H140ZM167 211H168V210H167ZM167 211H166V212H167ZM261 211H262V210H261ZM15 212H16V211H15ZM15 212H14V213H15ZM19 212H20V211H19ZM55 212H56V211H55ZM59 212H60V211H59ZM71 212H72V211H71ZM88 212H89V211H88ZM97 212H101V211H97ZM102 212H103V211H102ZM112 212H113V211H112ZM114 212H115V211H114ZM122 212H123V211H122ZM164 212H165V211H164ZM187 212H188V210H187ZM257 212H258V211H257ZM38 213H41V211L38 212ZM60 213H61V212H60ZM74 213H75V212H74ZM74 213H73V214H74ZM115 213H116V212H115ZM117 213H118V212H117ZM120 213H121V212H120ZM126 213H128V211H126ZM126 213H124V214H126ZM137 213H138V212H137ZM141 213H142V212H141ZM145 213H146V212H145ZM159 213H160V212H159ZM168 213H169V212H168ZM170 213L173 214V212H171V211H170ZM182 213H183V212H182ZM259 213H260V212H259ZM5 214H6V213H4V215H5ZM9 214H10V213H9ZM32 214H33V213H32ZM58 214H59V213H58ZM64 214H65V211H64ZM66 214H67V213H66ZM66 214L64 215V217L67 216ZM70 214H71V213H70ZM75 214H76V213H75ZM103 214H104V213H103ZM106 214H107V213H106ZM160 214H161V213H160ZM176 214H178V213H176ZM176 214H175V215H176ZM179 214H181V213H179ZM262 214H263V213H262ZM0 215H1V214H0ZM4 215H2V216H4ZM54 215H55V213H54ZM61 215H62V214H61ZM91 215H92V214H91ZM91 215H90V216H91ZM97 215H98V214H97ZM108 215H109V214H108ZM108 215H107V217H108ZM115 215H116V214H115ZM126 215H129V214H126ZM126 215H125V216H126ZM137 215H138V214H137ZM146 215H147V214H146ZM146 215H145V217H146ZM6 216H7V215H6ZM8 216H9V215H8ZM17 216H18V215H17ZM75 216L78 217L77 214H76ZM80 216H81V215H80ZM88 216H89V215H88ZM88 216H87V218H89ZM101 216H102V214H101ZM123 216H124V215H123ZM138 216H139V215H138ZM166 216H167V215H166ZM170 216H171V215H170ZM180 216H181V215H180ZM182 216H184V214H183ZM10 217H11V216H10ZM10 217H7V218L9 219ZM32 217H33V216H32ZM39 217H40V214H39ZM45 217H46V216H45ZM45 217H43V218H45ZM53 217H54V216H53ZM81 217H82V216H81ZM93 217H94V216H93ZM93 217H92V218L90 217V218H91L90 221L93 220ZM110 217H111V215H110ZM112 217H115V216H112ZM139 217H140V216H139ZM148 217H149V216H148ZM168 217H169V216H168ZM172 217H173V216H172ZM175 217H176V216H175ZM7 218H6L5 220H6V221H10V220H8ZM40 218H41V217H40ZM47 218H48V216H47ZM47 218H46V220H47ZM51 218H52V217H51ZM57 218H58V217H57ZM59 218H60V217H59ZM59 218H58V219H59ZM94 218H95V217H94ZM103 218H105L104 215H103ZM103 218H102V219H103ZM108 218H109V217H108ZM124 218H125V217H124ZM137 218H138V217H137ZM137 218H135V220H136ZM142 218H143V216H142ZM162 218H164V217H162ZM181 218H183V217H181ZM23 219H24V218H23ZM23 219H22V220H23ZM74 219H76V218H74ZM98 219L101 220V218H98ZM109 219H110V218H109ZM122 219H123V218H122ZM125 219H126V218H125ZM139 219H141V218H139ZM143 219H144V218H143ZM171 219H172V218H171ZM173 219H174V218H173ZM173 219H172V220H173ZM26 220H27V218H26ZM26 220H25V221H26ZM28 220H29V219H28ZM69 220H70V219H69ZM80 220H81V219H80ZM112 220H113V218H112ZM114 220H115V218H114ZM114 220H113V221H114ZM126 220H127V219H126ZM133 220H134V219H133ZM141 220H142V219H141ZM141 220H139V223L141 222ZM154 220H153V221H154ZM160 220H161V219H160ZM174 220H175V219H174ZM47 221H48V220H47ZM73 221H74V220H73ZM73 221H72V223H73ZM81 221H82V220H81ZM90 221H89V222H90ZM106 221H107V220H106ZM110 221H111V220H110ZM123 221H124V219H123ZM153 221H151V222H153ZM163 221H164V223H165L166 220H163ZM168 221H169V220H168ZM182 221H183V220H182ZM10 222H11V221H10ZM22 222H23V221H22ZM28 222L30 223V221H28ZM53 222H54V220H53ZM55 222H56V221H55ZM60 222H61V221H60ZM83 222H85V220H83ZM83 222H79V223L77 222V224H80V223H81L83 226H85V225L83 224ZM111 222H112V221H111ZM115 222H116V221H115ZM131 222H132V221H131ZM135 222H137V221H135ZM155 222H157V220H156ZM179 222H180V220H179ZM201 222H202V221H201ZM201 222H200V223H201ZM23 223H24V222H23ZM74 223H75V222H74ZM74 223H73V225H74ZM87 223H88V222H87ZM112 223H113V222H112ZM129 223H130V222H129ZM139 223H138V224H139ZM170 223H171V221H170ZM194 223H195V222H194ZM200 223H199V224H200ZM4 224H5V223H4ZM24 224H25V223H24ZM50 224H51V223H50ZM58 224H59V223H58ZM62 224H63V222H62ZM70 224H71V223H70ZM81 224H80V225H81ZM88 224L90 225V223H88ZM107 224H108V223H107ZM127 224H128V223H127ZM133 224H134V223H133ZM135 224H136V223H135ZM135 224H134V225H135ZM175 224H176V223H175ZM190 224H191V222H190ZM48 225H49V224H46L47 227H49ZM53 225H54V224H53ZM91 225H93V223H92ZM91 225H90V226H91ZM112 225H113V224H112ZM114 225H115V226H119V223H118L117 225H116V223H115ZM125 225H126V224H125ZM129 225H131V224H129ZM141 225H142V224H141ZM158 225H160V224H158ZM169 225H170V224H169ZM185 225H186V224H185ZM203 225H204V224H203ZM205 225H206V224H205ZM56 226H57V225H56ZM62 226H63V225H62ZM75 226H76V224H75ZM83 226H81V228H82ZM144 226H145V225H144ZM144 226H143V228H145ZM176 226H177V225H176ZM178 226H179V224H178ZM182 226H183V225H182ZM189 226H190V225H189ZM192 226H193V225H192ZM195 226H196V225L194 224V227H195ZM198 226H199V229H200V225H198ZM207 226H208V224H207ZM69 227H70V226H69ZM104 227H105V226H104ZM124 227H125V226H124ZM126 227H127V226H126ZM126 227H125V229H127ZM130 227H133V226H130ZM152 227H153V226H152ZM152 227H151V228H152ZM168 227H169V226H168ZM168 227H167V228H168ZM184 227H185V226H184ZM203 227H204V226H203ZM36 228H37V226H36ZM51 228H52V226L50 227V229H51ZM53 228H54V227H53ZM74 228H75V227H74ZM74 228H72V229H71V228H68V229H69V230H70V229H71V230H76V229H74ZM111 228H112V227H111ZM111 228H109V229H111ZM116 228H117V227H116ZM135 228H136V227H135ZM137 228H138V227H137ZM137 228H136V229H137ZM148 228H149V227H148ZM155 228H156V227H155ZM179 228H181V227H179ZM179 228H178V229H179ZM192 228H193V227H192ZM201 228H202V227H201ZM205 228H206V227H205ZM19 229H21V228L19 227ZM89 229H90V228H89ZM89 229H87V230H89ZM117 229H118V228H117ZM119 229H120V228H119ZM123 229H124V228H123ZM165 229H166V227H165ZM17 230H18V229H17ZM55 230H56V229H55ZM55 230H54V231H55ZM69 230H67V231L71 233L72 231H71V230L69 231ZM81 230H82V229H81ZM114 230H115V229H114ZM128 230H129V227H128ZM132 230H133V229H132ZM146 230L149 231L148 229H146ZM154 230H155V229H154ZM158 230H159V229H158ZM158 230L156 229L155 232H157ZM161 230H162V229H161ZM161 230H160V231H161ZM182 230H183V228H182ZM196 230H198V229H196ZM218 230H220V228H219ZM19 231H20V230H18V232H19ZM31 231H32V230H31ZM38 231H39V229H38ZM41 231H42V230H41ZM51 231H52V230H51ZM67 231H66V232H67ZM82 231H83V230H82ZM85 231H86V229H85ZM108 231H109V230H108ZM112 231H113V230H112ZM125 231H126V230H125ZM137 231H139V229H138ZM142 231H143V230H142ZM147 231H146V233H147ZM160 231H158V232H160ZM167 231H168V230H167ZM199 231H200V230H198V232H199ZM210 231H211V230H210ZM210 231H209V232H210ZM33 232H34V231H33ZM33 232H32V234H33ZM46 232L48 233V231H46ZM46 232H45V233H46ZM58 232H62V231H58ZM63 232H64V230H63ZM75 232H76V231H75ZM88 232H89V231H88ZM88 232H87V233H88ZM128 232H130V231H128ZM128 232H127V233H128ZM140 232H141V231H140ZM158 232H157V233H158ZM164 232H165V231H164ZM190 232H191V230H190ZM198 232H196V233H198ZM203 232H204V231H203ZM211 232H212V231H211ZM216 232H217V231H216ZM10 233H11V232H10ZM16 233H17V232H16ZM38 233H40V231H39ZM55 233H56V232H55ZM55 233H54V234H55ZM83 233H84V232H83ZM85 233H86V232H85ZM114 233L117 235V233H116L115 231H114ZM124 233L126 234V232H124ZM131 233H132V235H134L133 232H131ZM131 233H130V234H131ZM135 233H136V231H135ZM142 233H145V231H143ZM142 233H141V234H142ZM148 233H149V232H148ZM150 233H152V232H150ZM157 233L154 234V235L158 236L159 233H158V235H157ZM161 233H162V232H161ZM161 233H160V234H161ZM167 233H169V232H167ZM176 233H177V232H176ZM182 233H183V232H182ZM187 233H188V232H187ZM213 233H215V230H214ZM213 233H212V234H213ZM217 233H218V232H217ZM220 233H221V232H220ZM6 234H8V233H6ZM50 234H51V233H50ZM52 234H53V233H52ZM66 234H67V233H66ZM72 234H73V232H72ZM72 234H71V236H73ZM77 234H78V233H77ZM77 234H76V236H77ZM119 234H120V233H119ZM122 234H123V233H122ZM183 234H184V233H183ZM188 234H189V233H188ZM190 234H191V233H190ZM193 234H194V233H193ZM193 234H192V235H193ZM209 234H210V233H209ZM15 235H17V234H15ZM35 235H36V237H37V233H36ZM62 235H63V234H62ZM83 235H85V234H83ZM83 235H82V238H83ZM120 235H121V234H120ZM120 235H119V236H120ZM123 235H124V234H123ZM132 235H131V236H132ZM138 235H139V233H138ZM145 235H146V234H145ZM147 235H148V234H147ZM151 235H152V234H151ZM177 235H178V233H177ZM179 235H180V234H179ZM218 235H219V233H218ZM19 236H20V234H19ZM22 236H23V235L21 234V237H22ZM41 236H42V235H41ZM51 236H52V235H51ZM58 236H60V234H59V235L57 234L56 237H58ZM78 236H79V234H78ZM80 236H81V235H80ZM88 236H89V234H88ZM111 236H112V234H111ZM111 236H109V238H110ZM117 236H118V235H117ZM117 236H116V237H117ZM131 236H130V237H131ZM143 236H144V235H143ZM156 236H155V237H156ZM160 236L162 237V235H160ZM163 236H164V235H163ZM169 236H170V235H169ZM181 236H182V235H181ZM187 236H188V235H187ZM195 236H196V234H195ZM214 236H215V234H214ZM214 236H213V237H214ZM219 236H220V235H219ZM10 237H11V235H10ZM21 237H20V238H21ZM39 237H40V236H39ZM42 237H45V236H42ZM56 237H55V235H54V237L52 236V238H56ZM74 237H75V236H74ZM84 237H85V236H84ZM116 237H115V239H116ZM127 237H128V236H127ZM130 237H128L127 239H129ZM140 237H142V235H141ZM152 237H153V236H152ZM176 237H177V236H176ZM178 237H179V236H178ZM178 237H177V238H178ZM189 237H190V235H189ZM4 238H5V237H4ZM11 238H12V237H11ZM11 238H10V239H11ZM37 238H38V237H37ZM37 238H36V240H37ZM59 238H60V237H59ZM59 238H58V239H59ZM64 238H66V236H64ZM77 238H78V237H77ZM80 238H81V237H80ZM80 238H78V239H79V242H80V240H81ZM91 238H94V237H91ZM91 238H90V239H91ZM119 238H120V237H119ZM133 238H134V236H133ZM146 238H147V237H146ZM150 238H151V237H150ZM153 238H154V237H153ZM167 238H168V237H167ZM167 238H165V240H167ZM184 238H185V236H184ZM191 238H192V237H191ZM13 239L15 240V239H17V238H14V237H13V238H12V241H13ZM58 239H57V240H58ZM86 239H87V238L85 237V238H84V242H85ZM94 239H96V238H94ZM94 239H93V240H94ZM117 239H118V237H117ZM125 239H126V238H125ZM134 239H135V238H134ZM143 239H144V240H143ZM148 239H149V238H148ZM148 239H147V240H148ZM157 239H158V238H157ZM175 239H176V238H175ZM182 239H183V238H182ZM189 239H190V238H189ZM189 239H187V240L189 241ZM30 240H31V239H30ZM38 240H39V239H38ZM62 240H64V239L62 238ZM65 240H66V239H65ZM68 240H69V237H68ZM96 240H98V239H96ZM96 240H95V241H96ZM101 240L103 241V239H101ZM104 240H105V239H104ZM107 240H108V238H107ZM107 240H106V241H107ZM111 240H112V238H111ZM138 240H139V238L137 239V241H138ZM142 240H143V242H141V243H144V241H145V237L142 238ZM147 240H146V241H147ZM154 240H155V239H154ZM169 240H170V239H169ZM180 240H181V239H180ZM187 240H186V241H187ZM190 240L194 241V240H197V239L195 238V239H190ZM3 241H4V240H3ZM12 241H11V242H12ZM18 241H19V240H18ZM42 241H43V240H42ZM53 241H54V239H53ZM53 241L51 240V242H53ZM66 241H67V240H66ZM87 241H88V240H87ZM90 241H91V240H90ZM108 241H109V240H108ZM118 241H119V240H118ZM126 241H127V240H126ZM148 241H149V240H148ZM156 241H157V240H156ZM156 241H155V242H156ZM159 241H160V240H159ZM162 241H163V239H162ZM173 241H175V240H172V242H173ZM182 241H183V240H182ZM15 242H16V241H15ZM15 242H12V243L15 244ZM20 242H22V241H20ZM20 242H17V243H20ZM34 242H35V238H34L33 242H32V243L30 242V243L33 244ZM49 242H50V240H49ZM64 242H65V241H64ZM68 242H69V241H68ZM96 242H97V241H96ZM96 242H95V244H94V243H93V244H90V246H92V245H96V244H97ZM104 242H105V241H104ZM116 242H117V241H116ZM151 242H152V240H151ZM163 242H164V241H163ZM177 242H179V241H177ZM189 242H190V241H189ZM17 243H16V244H17ZM28 243H29V242H28ZM41 243H42V242H41ZM45 243H46V242H45ZM55 243H56V241H55ZM61 243H62V242H61ZM65 243H66V242H65ZM82 243H83V242H82ZM102 243H103V242H102ZM113 243H114V242H113ZM121 243H122V241L120 242V244H121ZM132 243H133V242H132ZM167 243H169V245H170V242H168V240H167ZM0 244H1V243H0ZM3 244H4V243H3ZM8 244H9V243H8ZM10 244H11V243H10ZM13 244H12V245H13ZM24 244H25V243H24ZM31 244H30V246H31ZM47 244H48V243H47ZM53 244H54V243H53ZM53 244H50V245H51V248H52V245H53ZM56 244H57V243H56ZM70 244L72 245L71 242H70ZM75 244H76V243H75ZM77 244H78V243H77ZM107 244H108V242H107ZM107 244H106V245L103 244L104 247L107 246ZM138 244H139V243H138ZM138 244L136 243V245H138ZM152 244H153V243H152ZM155 244L157 245V243H155ZM163 244H164V243H163ZM163 244H162V245H163ZM179 244H180V243H179ZM184 244H185V243H184ZM5 245H6V242H5ZM18 245H19V244H18ZM26 245H27V244H26ZM40 245H41V244H40ZM61 245H62V244H61ZM79 245H80V244H79ZM103 245H99V246L102 247ZM109 245H112V244H109ZM129 245H130V244H129ZM141 245H142V247H143V244H141ZM144 245H145V244H144ZM149 245H150V244H149ZM156 245H154V247H155ZM174 245H175V244H174ZM174 245H173V247H174ZM181 245H182V244H181ZM6 246H7V245H6ZM6 246H4V247H6ZM82 246H83V244H82ZM82 246H79V249H80ZM96 246H97V245H96ZM131 246H132V245H131ZM131 246H130V247H131ZM139 246H140V244H139ZM139 246H138V247H139ZM150 246H151V245H150ZM163 246H164V245H163ZM163 246H162V247H163ZM165 246H166V245H165ZM171 246H172V245H171ZM179 246H180V245H179ZM11 247H12V246H11ZM16 247H18V246H16ZM19 247H21V246H19ZM23 247H24V246H23ZM31 247H32V246H31ZM31 247H30V248H31ZM41 247H42V246H41ZM43 247H44V246H43ZM60 247H61V246H60ZM68 247L70 248L69 244H68ZM68 247H66V248L68 249ZM71 247H72V246H71ZM87 247H89V245H87ZM104 247H103V248H104ZM117 247H118V246H117ZM123 247H124V246H123ZM136 247H137V246H136ZM138 247H137V248H138ZM140 247H141V246H140ZM152 247H153V246H152ZM154 247H153V248H154ZM156 247H157V246H156ZM192 247H193V246H192ZM6 248H7V247H6ZM54 248H55V246H54ZM66 248H65V249H66ZM94 248H95V247H94ZM106 248L108 249V247H106ZM111 248H112L113 250L115 249V248H113V246H112ZM120 248H121V247H120ZM125 248H126V247H125ZM169 248H171V247H169ZM169 248H168V251H169ZM7 249H8V248H7ZM14 249H16V248H14ZM47 249H48V248H47ZM58 249H59V248H58ZM63 249H64V248H63ZM75 249H76V248H75ZM75 249H74V250H75ZM91 249H92V248H91ZM100 249H102V248H100ZM116 249H117V248H116ZM116 249L114 250L115 253H117V250H116ZM118 249H119V248H118ZM140 249H141V248H140ZM142 249H144V248H142ZM157 249H158V248H157ZM161 249H162V248H161ZM161 249H160V250H161ZM178 249H179V248H178ZM178 249H177V250H178ZM11 250H12V249H11ZM20 250H21V248H20ZM49 250L51 251L50 247H49ZM68 250H69V249H68ZM76 250H77V249H76ZM84 250H85V249L83 248V251H84ZM95 250H96V249H95ZM105 250H106V249H105ZM113 250H112V252L114 253ZM145 250H146V247H145ZM149 250L151 251V249H149ZM154 250H156V249L154 248ZM160 250H159V251H160ZM162 250H163V249H162ZM171 250H172V249H171ZM174 250H175V249H174ZM177 250H176V251H177ZM1 251H3V250H1ZM21 251H22V250H21ZM29 251H30V249H29ZM31 251H32V249H31ZM40 251H41V250H40V247H39V251H37V252L39 253ZM46 251H47V250H46ZM62 251H63V250H62ZM72 251H73V250H72ZM79 251H81V250H79ZM89 251H90V250H89ZM101 251H102V250H101ZM109 251H111V250H109ZM121 251L123 252V249H122ZM124 251H125V250H124ZM128 251H129V249H128ZM157 251H158V250H157ZM163 251H164V250H163ZM179 251H180V250H179ZM10 252H11V251H10ZM18 252H19V251H18ZM27 252H28V251H27ZM32 252H33V251H32ZM44 252H45V250H44ZM48 252H49V251H48ZM59 252H61V251L58 250V254H59ZM68 252H69V251H68ZM70 252H71V251H70ZM87 252H88V251H87ZM87 252H86V253H87ZM91 252H92V251H91ZM94 252H96V251H93V253H94ZM105 252H106V251H105ZM122 252H121V253H122ZM144 252L146 253V251H144ZM182 252H183V250H182ZM1 253H2V252H0V254H1ZM15 253H16V252H14L13 255H14ZM23 253H24V252H23ZM38 253H37V254H38ZM52 253H53V252H52ZM54 253H55V251H54ZM88 253H89V252H88ZM110 253H111V252H110ZM110 253H108V255H109ZM115 253H114V254H115ZM123 253H124V252H123ZM140 253H141V252H140ZM150 253H152V251H151ZM153 253H154V252H153ZM157 253H158V252H157ZM159 253H160V252H159ZM164 253H165V254H169V253H166V251H165ZM176 253H178V252H176ZM179 253H180V252H179ZM5 254H6V253H5ZM19 254H20V253H19ZM35 254H36V253H35ZM48 254H49V253H48ZM50 254H51V252H50ZM55 254H56V253H55ZM62 254H63V253H62ZM62 254H61V255L59 254V255L62 257ZM76 254H77V253H76ZM80 254H84V253L80 252ZM89 254H90V253H89ZM100 254H101V253H99V255H100ZM102 254H103V253H102ZM128 254H129V253H128ZM146 254H147V253H146ZM146 254H145V255H146ZM170 254H173V253L171 252ZM15 255H16V254H15ZM52 255H53V254H52ZM69 255H70V254H69ZM78 255H79V253H78ZM86 255H87V254H86ZM94 255H95V253H94ZM126 255H127V254H126ZM139 255H140V254H139ZM153 255H154V254H153ZM158 255H159V254H158ZM158 255H157V256H158ZM160 255H162V253H160ZM174 255H175V253H174ZM177 255H178V254H176V256H177ZM179 255H180V254H179ZM183 255H185V254H183ZM187 255H188V254H187ZM4 256H5V255H4ZM7 256H8V255H7ZM7 256H6V257H7ZM16 256H18V255H16ZM22 256H23V255H22ZM42 256H43V255H42ZM42 256H41V257H42ZM46 256H47V255H46ZM54 256H55V255H54ZM67 256H68V255H67ZM70 256H71V255H70ZM70 256H69V257H70ZM73 256H74V255H73ZM82 256L84 257V255H82ZM88 256H91V255H88ZM96 256H98V255H96ZM111 256H112V254H111ZM118 256H119V255H118ZM118 256H117V257H118ZM121 256L124 257V255H121ZM127 256H128V255H127ZM169 256H170V255H169ZM190 256H191V254H190ZM6 257H5V258H6ZM12 257L15 258V256H12ZM36 257H37V256H36ZM41 257H40V258H41ZM69 257H68V258L66 257L67 261L69 260ZM74 257L76 258V256H74ZM74 257H73V258H74ZM80 257H81V256H80ZM86 257H87V256H86ZM86 257H84V258L86 259ZM104 257H106V253H105V256H104ZM104 257H103V258H104ZM130 257H131V256H130ZM130 257H129V258H130ZM142 257H143V256H142ZM165 257H166V256H165ZM167 257H168V256H167ZM167 257H166V258L163 257V258L167 260ZM171 257H172V256H171ZM171 257H170V258H171ZM174 257H175V256H174ZM177 257H178V256H177ZM188 257H189V256H188ZM191 257H192V256H191ZM23 258H24V257H23ZM25 258H26V257H25ZM40 258H39V260H41ZM47 258L49 259L48 256H47ZM57 258H58V257L56 256L55 259H57ZM71 258H72V257H71ZM87 258H88V257H87ZM93 258H94V257H93ZM103 258H102V259H103ZM127 258H128V257H127ZM129 258L127 259V261L129 260ZM135 258H136V257H135ZM140 258H141V257H140ZM152 258H153V257H152ZM172 258H173V257H172ZM179 258H180V257H179ZM179 258H178V259H179ZM182 258L184 259V257H182ZM182 258H180V259H182ZM16 259H17V257H16ZM18 259H19V257H18ZM20 259H21V258H20ZM26 259H28V258H26ZM37 259H38V258H37ZM55 259H54V260H55ZM59 259H60V258H59ZM61 259H62V258H61ZM61 259H60V260H61ZM64 259H65V258H63V259L61 260V262H62ZM66 259H65V260H66ZM76 259H77V258H76ZM79 259H82V258H79ZM88 259H89V258H88ZM102 259H101V261H102ZM121 259H122V258H120V260H121ZM125 259H126V258H125ZM125 259H124V260H125ZM130 259H131V258H130ZM174 259H175V258H174ZM193 259H194V258H193ZM2 260H3V259H2ZM9 260H11V259H9ZM23 260H24V259H23ZM65 260H64V262H65ZM104 260H105V259H104ZM109 260H110V259H109ZM124 260L122 259V261H124ZM132 260H133V258H132ZM135 260L138 261V258H137V259H134V261H135ZM140 260H141V259H140ZM154 260H155V259H154ZM166 260H165V261H166ZM168 260H170V259H168ZM171 260H173V259H171ZM184 260H185V259H184ZM3 261H4V260H3ZM3 261H2V262H3ZM6 261H8V260H6ZM14 261H15V260H14ZM16 261H17V260H16ZM57 261H58V260H57ZM57 261H56V262H57ZM72 261H74V259H73ZM80 261H81V260H80ZM85 261H86V260H85ZM85 261H83V262H85ZM88 261H89V260H88ZM99 261H100V260H98V262H97V261H96V262L99 263ZM107 261H108V259H107ZM107 261H106V262H107ZM111 261H112V260H111ZM113 261H114V259H113ZM115 261H116V259H115ZM134 261H133V262H134ZM150 261H151V260H150ZM182 261H183V260H182ZM187 261H189V260L187 259ZM187 261H186V262H187ZM195 261H196V260H194V262H195ZM0 262H1V261H0ZM18 262H20V261L18 260ZM18 262H17V263L14 262V263H15V264H18ZM31 262H33L32 259H31ZM41 262H42V261H41ZM50 262L52 263V260H51ZM50 262H49V264H50ZM68 262H69V261H68ZM68 262H67V263H68ZM70 262H71V261H70ZM104 262H105V261H104ZM104 262H103V263H104ZM109 262H110V261H109ZM116 262H117V261H116ZM118 262H119V260H118ZM133 262H132V263H133ZM135 262H136V261H135ZM152 262H154V261H152ZM155 262H156V261H155ZM192 262H193V261H192ZM29 263H30V262H29ZM59 263H60V262H59ZM59 263H58V264H59ZM62 263H63V262H62ZM62 263H61V264H62ZM73 263H74V262H73ZM73 263H72V264H73ZM76 263H77V262H76ZM81 263H82V262H81ZM85 263L87 264V262H85ZM91 263H92V261H91ZM94 263H95V262H94ZM94 263H93V264H94ZM121 263H122V262H121ZM121 263H120V264H121ZM125 263H126V261H125ZM132 263H131V264H132ZM147 263H148V262H147ZM147 263H146V264H147ZM164 263H165V262H164ZM168 263H170V262H167V264H168ZM173 263H174V262H173ZM8 264H9V263H8ZM21 264H22V263H21ZM47 264H48V263H47ZM56 264H57V263H56ZM69 264H70V263H69ZM99 264H100V263H99ZM110 264H113V263H110ZM114 264H116V263L114 262ZM129 264H130V263H129ZM143 264H144V263H143ZM148 264H149V263H148ZM152 264H153V263H152ZM154 264H155V263H154ZM162 264H163V263H162ZM187 264H189V263H187ZM192 264H194V263H192ZM206 264H207V263H206ZM208 264H209V263H208ZM258 264H259V263H258Z\"/></svg>", "mask_w": 264, "mask_h": 264}]
</instances>
